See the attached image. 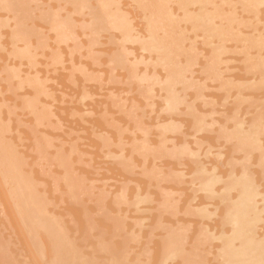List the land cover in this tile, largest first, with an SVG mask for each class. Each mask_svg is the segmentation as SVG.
<instances>
[{"label": "bare ground", "instance_id": "1", "mask_svg": "<svg viewBox=\"0 0 264 264\" xmlns=\"http://www.w3.org/2000/svg\"><path fill=\"white\" fill-rule=\"evenodd\" d=\"M49 1L50 0H47V1H45V0H0V50L3 49V51L6 50V52L9 50L8 55H10V57L12 56V58L14 57V58H17L16 60H18V61L20 60L19 61L20 63L16 61V63H18V64H16L15 61L13 63L12 61L9 60L10 62L13 63L11 65V64L6 63L7 62L6 61L7 58H6V59H4L5 62L3 61L4 64H0V187L2 186L1 188L3 189L2 190L0 188L1 189V191H0V264H264V99L262 101L260 100V102H257V101H259V99L262 98L261 95H258L261 97V98H259L256 93L253 94V96H255V97L257 96L258 98L254 99L255 102H254V100L251 101V99L244 96L247 93V91L245 93V90H244L246 87L241 85V83L239 81L238 87L242 86L243 87V88H241L242 92L244 90V93H245L244 95L242 93V96H244V98L246 97L248 99V101L251 102V105L248 107L251 108L252 105H253L252 109L254 107L253 110L251 109L252 111H249L246 105H245V107L247 109L238 106L239 108L244 109V111H243V113L241 111V113L236 115V113H238L239 111L236 112V110L235 111L232 110V111H234L233 117L231 118V120H229L231 124L229 123V121L227 123L225 121L224 122L223 121L217 122L218 119L220 120L219 117L216 121L213 120L214 119L213 118L212 121L210 120L211 122L208 123L207 121H204V119L200 115H197L195 113V112H197V109H194L195 105L198 107L201 106V108H203L205 105H203V107H202L201 103H199V105H197L198 103H195V105L193 107L191 104H188L189 108L186 111H185V108L181 107V108H183L182 113H183V111H185L187 114H190L194 117V120L192 119L193 120L192 126H193L194 130H192L191 133H188V132H186V130L184 128L183 131H185V132L180 131V132H183L181 134L182 136L179 135V133H178L179 136L178 135H166V134H164L166 130H175L176 128L179 129L180 127H182V128L185 127L183 124L185 122L182 123L183 117L182 116L178 117V118H181V121L179 122L180 119L178 120L177 118L173 119V117H170V112H173V113L174 112H181V110L178 111L179 110L178 109L179 103L182 102L183 99L184 100L187 99L186 97L189 96L190 94H193L192 93L193 89L191 90L189 86H191L190 84H192L193 81L198 79V78H195V76H197V77L199 76V75H195V76L193 75L194 76L193 78L195 80L188 76L189 74H190V76L192 75L191 73L193 72V70L191 69V66L195 63V59H196V55H197L196 54L197 52L195 51L196 45L194 46V44H198L197 41L201 40L202 37H203V40H212L213 39L212 37L221 36L224 33L225 29H227L226 27L228 24L231 25L233 21L238 22V18L241 17L240 18L241 21L239 19L240 22L238 25V26H240V23L241 22L243 23V17L239 14L240 17L238 16L237 18L235 17L236 20L234 19V16H236L235 15L236 13L234 14V9H236L235 4H238V6H239V4L242 3L241 5L242 6L244 5L242 10L245 12H243V11H241V12L239 11V12L240 13L243 12L244 14L247 15V12L249 13V10H251V8H252V10H253V8L255 10L256 7H258L260 5L263 6L264 0H238V2L236 1V3L233 0L234 1L233 3H235V4L231 3L232 0H230V1L229 0H128V1H130V4L132 5V6L131 5H129V6L133 7V9H138L136 11V14H133L132 16L130 13V10H132V9L126 10L122 7L123 5H125V3H128V1L126 2V0H125V3H123V4H121V0H55L56 1V4L54 3L55 5L53 3H50L51 1L50 2ZM227 1L230 2L232 5H234V7H232L233 8V13H232L233 16L232 17L229 16L230 18L228 17L230 19V21L227 20L228 18L226 17V15H228V14H226V11L229 8H227V6L225 5L226 11H224L225 9L222 10L223 3L226 4ZM48 3H50V5ZM230 3H228V5L231 8ZM51 4H52V6H51ZM44 5L45 6L49 5L48 6L49 9L48 8L46 9L44 7ZM245 5L249 10L245 7ZM66 7H68V8H66ZM239 9L241 10V7ZM58 10H59V12L61 10L64 11L65 16L64 15L61 16L60 15L61 13L57 12ZM260 10L262 11V9H260ZM251 11H250V14L253 13ZM223 12H224V14H223ZM231 12H232V9L228 10L229 14ZM263 12H262V14H263ZM255 13H257V12L255 11ZM73 14H75L76 16L78 15V17H75V15H73ZM255 16L253 17L254 19H255ZM263 16H264V14H263ZM134 18H135V20H138V19L139 20L137 22H135ZM261 18L262 17L260 16V19ZM34 19H36V21H39L38 19H40L41 21H39V24H42V22H43V25H39V26H43V28L41 27V29H40L39 26L34 23V21H35ZM245 19L247 20L246 17H245ZM248 19L249 20H247V21L250 22V20H251L250 17ZM133 20H134V22H133ZM223 20H224V22L226 20L228 22H231V20H232V22L231 23H228V22L222 23ZM263 20H264V18H263ZM256 21L254 20L252 24H254V22H256ZM258 21H259V19H258ZM44 22H45V24L47 23L49 27L46 25L44 27ZM257 23H259V22H257ZM188 24H189V27L188 26L187 27H188L189 31L186 28V25H188ZM236 24H234V26ZM243 24H241V25L244 26ZM247 24H248V22H247ZM77 25H79L78 27L84 32V33H82V31H80L83 35L88 33V36L84 35L85 37H89V35L91 36L92 44L97 43L99 45L101 43V41H99V40H100V37L102 36L101 34L103 31H104V33L106 31L108 33V31H109V33L106 36H105L106 33L103 34L105 37L109 36V41H111L110 35H112L113 37L116 36V34H111L112 31L113 32L116 31L119 34L120 37L118 36L117 39L121 38L120 39L121 42H119V44L121 46V50L115 51L119 48V46H116V47H118L116 49V47L114 45L115 49L111 47L112 50H114V51H112L114 53H111V48L110 49L108 48V50L111 53L110 54L106 50V47L103 46L102 48L108 52V55L106 54L107 53L106 51L102 50V51H104V52H102L101 49H99V50L96 49L98 51H96L94 49L96 51L95 52L92 49L93 47L91 48L90 44H88L89 38H87L88 41L86 40L87 43L84 42L85 44H88L89 48L94 51V52L90 51L89 48L87 49V50H89L91 55L95 54V56L93 55L94 57H92L88 52L89 57L93 58L91 61H93V60L95 61L97 59L96 56L99 57V54L101 55V52H102V55L105 53L104 55H106L108 58H107V60H105L106 58L104 57L105 59H103V60H105L107 63L105 61L104 62L106 64L103 63L102 62L103 60H100V61L102 64H105L106 67L109 66V68H106V70L111 69V68L112 69L130 68L129 70L125 69V71H128V72L130 70L132 72L134 71L133 72L134 75L130 74V76L133 78L135 76V71H136L135 68L137 69L139 66L138 67H137V65L134 66L135 62H134V64L131 63V60H130L131 58L128 57V59H129L128 60L126 57V56H129L128 54L131 53L132 51L134 52L133 46L135 44H133V43L138 44V47H137V45H135V49L139 48L140 51L143 50V52L149 51L148 53L150 55L153 54V53H151L152 51L156 52L154 54H157L158 58L155 59L154 56L151 55V56H153L154 59L152 58L153 60H151L152 61L151 64H149L150 62H148V64L151 65L152 67H156L157 63L155 61H158L157 59H159V61L161 62L162 68H163V70H162L159 67L160 70L161 71L165 70L164 71L165 73L163 72V74H162V76L165 74L164 75L165 78H164V81L162 82V84H163V88L165 89L166 93L164 94V92H163L164 95H162V94H159V95L162 97V101H163L161 104L162 110L167 111V112H164L165 115H166V113L169 112L167 115H169L168 117H170L173 120V122L172 123H166V124L162 125L163 131H162V134L159 135L161 137L159 144L156 145L158 143L157 140H156L157 143L155 141H154V143H152V141L155 139L150 141V140H146L144 138V136L142 134H144L145 132L142 133L143 128L141 127L142 126L141 122L138 121V118H134L135 117L134 114H133L134 116L132 115V117H130V120H131V118L132 119L134 118L133 119V120H135L134 121L135 122L134 127L139 130V133H137V130H134V127L132 125L133 123H131V126L133 127V129L128 128L129 125H128V122L126 121L127 125H128L127 130L128 131L131 130L129 132L132 135H134V133L136 131V133L138 134V137L140 138V140H139L140 143L136 142L138 144V147H136V148L140 149L139 151L146 152L142 155L141 154L138 155V156H141L142 158L144 157L143 158L144 161L147 160V159H145L146 158L145 156L147 154L149 156L150 155L149 153H152L154 157H156L158 155V158H159V156L161 157L162 155H164V154H162V152H164L166 155L171 157V158L168 157L169 159L167 158V161L170 159H173V158L176 161L175 163H173L174 166H172V168H170L171 167L170 166L169 167L170 169H168L167 165L166 166L164 164H163V166L160 165V163L163 162V161H161L163 159V157H161L162 159L158 160L159 162L161 161L159 164L154 163V162H152V164H151V161H152L151 160L150 164L152 166L150 164H148L151 166V168L149 166H146V167H149V169H145L146 167H144L141 170L139 169L140 170L139 172H141L145 169L142 173L145 176H147L148 182H146V183L148 184L149 187H150V185L153 184L154 188H157L160 191L161 199H159L160 195H159V198L157 197L158 196L157 193H156V197L154 199L150 198L151 194H153L155 192L148 193V191H146L147 189L145 191H142L143 193L139 192L140 187H139V184L137 182H136L137 184L135 186L136 189L134 188L135 190H133V192L131 191V193H133V197H131L130 199L126 198V193L124 190H123V192L120 191L119 195H116L115 192H117L119 187L117 189L115 188L116 190L114 189L115 192L112 190L115 194H113L112 191L110 192L111 189H109L108 187L103 188V186L106 184H103L102 186L98 185L99 187L101 186V188H99L97 186V188H99V189H97L95 186L96 184L94 185V181H96L95 178L91 179V177L87 176L88 174L84 170H82L79 167H75L73 153L69 149L70 146L66 147V145L63 144L65 146V148L69 149V151H70V152L64 153V151H66V150L63 149L64 146H61V142H60L61 138L59 141L57 140L59 142V143L57 142L58 144L52 143L51 142L52 137H49L50 134L48 135L49 131H47L48 133H44L43 131H41V136L43 135V133L45 134V136H43V138L41 139V137H39L40 135L38 136V134H40L39 133L40 130H38L37 127H36V129L38 131H36L35 129H31L34 133V136L31 134H29V135L32 136V138H34L33 143L31 140L32 144L30 143V145H29L28 144L29 142L25 143V144H27V148L30 147L29 150L31 149V151H34L33 153L36 154V155L33 154L34 156H31V154L29 156V154H28L29 150L27 148H25V152L23 151L24 154L21 151L20 147L23 148V146H26V145H23V142L25 140L22 141V145H16L15 144L18 140H16V142H15L14 138L15 137H16V139L19 138L18 134L16 133L17 130L15 131L16 135L13 132L14 129H16L15 126H17V125L16 124H15V126L13 125L14 128H12L13 126H11V122L14 120H13V118H10L9 115H11L12 112L15 113V109L18 107H14L12 105L11 107H13L14 109L11 108L9 103H11L15 99L13 98V96L11 97L8 94L6 95L7 96L6 97L4 93L6 91L10 93V91H11V93L14 94L15 98L17 97V95L19 97L22 96V99L24 100L23 103H22L23 100H21L19 97H17V99L19 101H21L20 103L24 104L23 106L26 109H23L24 107L20 105V108H19L20 111H24L26 114V113H28V112H26L28 109L29 112L31 113V114L30 113H28V114H30V115L33 114L34 117L33 116L32 117L35 119V121L41 123V124H38V127H39V125L43 126V124H45V123H42L43 118H44L43 122H45L47 117H46V119H45V117H43V115L41 114L43 112L41 110L43 108L46 109L48 107V106H46V104L47 105L49 104L48 103L49 100L47 101L44 99L45 100L44 101L43 98L45 96L43 98L41 96L47 95L46 96V98H47L49 95V92H47V91L50 89L52 92L55 87L52 89L51 88L47 89L49 87L47 84H46V87L48 86L47 88L45 87V85H44V87L43 86L41 87V85L46 83L47 81L46 82L44 81V83L42 82L43 79H41V77L44 78V76H42L44 74L41 71H38V70H40V68H38L36 70L38 72L35 71L36 68L34 65H36V62H37V60L35 59L37 53L35 51H33V49L37 50L40 47L45 49V47H47V46H45V42H47L49 39H47V41H45L46 37L44 38V36H43V34L46 35V32H47L46 30L44 31L45 28L48 27V29H50V30H48L49 32H51V30L54 31L57 40H59L58 43H56L57 42L56 39H55L56 41L54 40V42L51 41V46H53L52 43H56L58 45L59 42L64 43V41L66 42V40H68V39L73 40L77 35H79V34H76V31H75V27ZM250 25H251V23H250ZM250 25H248V27H250ZM255 25L251 26L252 29H251L250 33L252 32V30H254V32L257 31L256 29H254ZM263 27H264V25L263 26L261 25V27L259 26L258 28L261 29ZM190 28L192 29L191 32H192V34L194 33V35L197 33L198 30L201 32V33H197L196 37L194 35L193 36L191 35L192 37H194V40H197L195 38L200 37V38H198V40L196 42L194 40H192L194 42L193 43L190 42L191 45L189 44V41H191V39H193V38H189L190 35L189 36L187 35L188 37L185 35V33L188 34V32H190ZM230 28H232V27L230 26ZM230 28L228 30H230ZM247 29H249V28H247ZM247 29H246V31H248ZM42 30L45 33L42 34V32H43ZM86 30H87V32L85 33ZM186 30H187V32H186ZM233 31H235V30H233ZM238 31H236V32L239 33L241 36L242 32L240 31L241 32L240 33ZM261 31L263 33L264 29H262ZM261 31H259V32H261ZM81 33H80V35H81ZM229 33L230 32H228V34ZM248 33H249V31H248ZM250 33L247 34V38H249L248 35H250ZM262 33L258 34V32H256V35L254 37L255 41H256V37L257 36L259 37V35ZM189 34H191V33H189ZM201 34H202V37H201ZM228 34L223 36L224 37L223 40L227 39V41L225 40V43L227 42V44H228V38L226 36ZM243 34H244V32H243ZM47 35H49L48 32H47ZM262 35H264V34H262ZM2 36H6V39L4 41H1ZM34 36L37 39V43L36 42L32 43L35 39ZM242 36L246 37V35H242ZM253 36L251 38L252 41H253ZM31 37H34V39H32ZM51 37H54V34H53V36L51 34ZM81 37H83V36H81ZM258 37H257V41L254 43L253 46L256 45L257 48H261V46L264 45V44H262L264 41L263 40L264 38L261 39L259 37L262 40L261 41V40H258ZM4 38L5 37H3L2 40ZM48 38H50V37H48ZM54 38H52V39H54ZM184 38L187 42H185ZM216 38H215V40H216ZM36 39H35V41H36ZM102 40H103V38H102ZM183 40L185 42V45L183 43ZM203 40H201V42H199L200 46H202V45L204 46V42H206V41H203ZM217 40L212 41L213 43L212 42H209V43L212 44L211 46H213L214 43H215V46L217 44H219V46H220L221 42L218 43ZM220 40L223 42L222 36H221ZM245 40L247 41V39H243L242 44L243 43L245 44V42H244ZM74 41H76V40H74ZM107 41H108V38H107ZM259 41H260V43L262 42L260 44V47H259V44L257 45V43ZM18 42L21 43V46L18 45ZM77 42L81 44V42L79 40H77ZM77 42H76V44H74L73 42L72 43L75 46V45H77ZM112 42H113V40H112ZM127 42L132 43L131 48H130V46H127V48H124L126 46V45H124V43L128 45ZM63 43H62V45H64V47H66V45H67L69 47V50H71V48L73 47L72 43L69 44L70 41L68 43L69 45L68 44L65 45V43L64 44ZM102 43L100 45L108 44L111 42H108V43L104 42L103 44ZM229 43H231V42H229ZM7 44L8 45L10 44V46H12V48L8 49L10 47ZM35 44H38V45H35ZM115 44H117V42ZM227 44H224V45H227ZM6 45L8 46V48L6 47V49H5ZM47 45H48V42H47ZM129 45H131V44H129ZM224 45H221L220 48L222 49V46L224 47ZM251 45H249L251 48H248V49H253V52L255 53V50H254V48H252ZM51 46L50 47L48 46L50 53H52ZM54 46H55V44H54ZM88 46L85 45V47H88ZM193 46L195 48H193ZM237 46H239V45L237 44ZM81 47H82V44H81ZM207 47H208V45L206 46V48ZM243 47H244V45H243ZM256 47H255V49H256ZM55 48L58 51H60L59 53L61 54V57L59 55H57L58 51H56V52L54 51L53 53L54 54L56 53L55 56H57V57L53 58V61H57L56 58H59V57H60V59H62V54H63V53H61V50L59 49L60 46H57ZM123 48L125 49V51L123 50ZM209 48L210 47H208L207 49L209 50ZM213 48H216V47L213 46ZM227 48H229L228 45L225 46V49H227ZM72 49L75 50L76 47H73ZM244 49H246L244 51L248 52V54L243 52V56L245 54H247V56L245 57V60H246L247 58L250 57V55H249L248 49L247 48H244ZM40 50H42V49H40ZM80 50H81V48H80ZM200 50H201V48H200ZM202 50H203V48H202ZM208 50H205L206 52L202 53V54H205V57H207L209 60L212 57L211 56L209 58V56L211 55L210 52H212V51H210V50H212V47L209 50L210 52ZM215 50H217V51H215ZM234 50H235V48H234ZM259 50L257 49V51H259ZM262 50H264V49H262ZM99 51H101V52H99ZM207 51L210 53V55L207 54L208 53ZM230 51L231 52H228V53L226 51V53L227 54L232 53L233 49H230ZM49 52H47V53L50 54ZM133 52H132V56H133ZM214 52H218V48L214 49ZM53 53L50 54V57H48L49 56L48 54L43 55L42 53H41L42 54L41 56H43L44 58L45 57L52 58V56L54 55ZM221 53H224V51ZM259 53H260V51L257 52L256 54H258V56H261V53H260V55H259ZM2 54H3V52H2ZM202 54L200 53V54H198V56L199 55L202 56ZM80 55H81V53H80ZM86 55H87V53H86ZM180 55L181 56L183 55L182 58L180 57ZM217 55L221 56L222 54H219V52H218ZM132 56L130 55V57H132ZM144 56L146 57L147 55H144ZM251 56H252V54H251ZM155 57H156V55H155ZM2 58L0 57V59H2ZM47 58H45V59H47ZM147 58H148L147 60H145L146 58H144L145 62L150 60L149 58H151V57L147 56ZM239 58H241V57H239ZM250 58L252 59L253 56ZM203 59L202 60L205 61V58H203ZM213 59H215L217 62L215 63L211 59V60H209L208 66H206V64H203L204 62L200 63L201 61L199 58L200 62L199 61L198 62L205 66V67L201 66V68H203V70H204V68L208 67L206 69V72L208 74H214V73L218 72L219 68H218L217 63H219V65H220V62L224 63L223 67H225L226 66L225 64L226 63L228 64V62H229L228 58H227L228 62H226V60H224L225 58H223V60H222L221 58L219 59V56L217 57L216 55L213 57ZM21 60H23L24 63H26V60H27L28 63H26V66H27V68L29 67L28 69L26 68L24 63L23 64L21 63ZM135 60H136V57L134 60L132 58V61H135ZM233 60H235V59H232L230 61H233ZM42 61L44 62V60H42ZM100 61H98V59H97V62L96 61L95 62L97 63V65H99V64H101V63H99ZM128 61H129V63H128ZM240 61H238V62L240 63ZM244 61L242 59L241 62L244 63ZM258 61H255V63H257L256 65L253 62L254 65L257 66V68H262L261 71H264V61H262L261 63H258ZM38 62H37V64H39ZM145 62H143V66H144ZM246 62H248V60ZM44 63L47 65L46 62H44ZM130 63L133 65H130ZM152 63H154L155 65ZM207 63H208V61H207ZM249 63H251V65L253 66L252 62H249ZM14 64H15V67H14ZM49 64H52V62ZM19 65L20 66L23 65V67H25V69H23V71H21L22 69H20ZM40 65H42V64H39V66ZM83 65H86V64H83ZM88 65H90V64H88ZM91 65H92V63H91ZM32 66H34L33 68H34L35 73H33L34 71L31 72ZM131 66L132 67L134 66V68H131ZM147 66L148 65H146L144 67L147 68ZM151 66H150V69H152ZM23 67L21 66V68H23ZM89 67L85 68V66H83V68L85 70H83V68L81 69L82 71H84L81 78H83L85 76L84 74H86L87 77L91 76L92 72L95 71V70H93V71L89 70ZM221 68H222V65H221ZM234 68L237 69L236 67H234ZM253 68H254V66L251 67L250 69L253 70ZM76 69H78V68H76ZM226 69L225 68H222V70L219 69V72H221V74H222L223 70L225 72ZM229 69H233V67L232 68L230 67ZM239 69L240 70H238V72L240 71V74H241V72H243L245 70V68H243L244 70H242V68H240V67H239ZM103 70H105V69H103ZM111 70H109L108 72L114 73V71H111ZM117 70H116V72H117ZM119 70H121V69H119ZM139 70L140 69H138V73L139 72L140 73L139 74L137 73L138 77L140 75H142V77L140 76V80L148 79L149 76L148 75L145 76L144 74L149 70L145 71L146 69H143V68L141 69L142 72H141V70L140 71ZM156 70H158V69H156ZM194 70H195V68H194ZM254 70H258V69L255 68ZM42 71H43V69H42ZM82 71H80V73H82ZM86 71H88V72H86ZM89 71H90V74H89ZM144 71H145V73H144ZM247 71L249 72V70H247ZM20 72H21V74H20ZM39 72H41L42 75L38 76ZM45 72H46V69H45ZM97 72H100V70ZM252 72L254 74V71H252ZM255 72H256V75L254 74L255 76H257V75L261 76L262 75V74L258 73L259 71L258 72L255 71ZM3 73H5V74H3ZM58 73H59V71H58ZM113 73H111V74L113 75ZM195 73L198 74V72H195ZM226 73L227 72H225V74ZM244 73H247V72L244 71L243 74ZM124 74L126 76V72ZM124 74L123 75L121 74V75L124 76ZM235 74H236V71H235V73H233V75H235ZM240 74L237 73L236 76H238ZM101 75H99V76H101ZM149 75H150V72H149ZM214 75H216V74H214ZM246 75L248 77V74H246ZM254 75H249V79L252 78V77L250 78V76H254ZM70 76H71V74H70ZM116 76L119 77V74H116ZM116 76H114V77H116ZM130 76H129V78H131ZM202 76L201 77L199 76V79H198L201 81V84H202V82L205 81V80L202 81V79H201ZM228 76H229V74H228ZM260 76L254 78V79L255 80L259 79ZM38 77H40L41 81L39 80ZM138 77H137V75L134 77L137 80V82L139 79ZM13 78L17 80L16 84H13L14 82H16V80L14 81ZM92 78H94V77H92ZM92 78H89V79H92ZM105 78H106V76H105ZM221 78H223L222 80H225L224 82L227 81V83H230L231 79H232V78L230 79L228 77L225 78L224 76ZM44 79L51 80L50 77L47 78V76ZM84 79H85V77H84ZM97 79H98V77H97ZM149 79H151V78L149 77ZM189 79H190V81H189ZM192 79H193V81H192ZM215 79H218V78H215ZM227 79H229V80H227ZM261 79H263L262 76H261ZM12 80H13V82H12ZM113 80H115V79H113ZM119 80H120V78H119ZM148 80H147V83H148ZM151 80H153V79H151ZM260 80H257L254 83L256 86L258 85L257 89H262L261 88L262 83L264 86V79L261 80V81H263L261 84L258 82ZM96 81H98V80H96ZM130 81H131V79H130ZM197 81H196V83H197ZM218 81L221 82L220 78ZM218 81H217V85L215 84V89L217 88L216 86H218V83L220 84V82H218ZM233 81H235V80H233ZM233 81L230 84H232ZM1 82H3L5 85L7 84L6 87L7 86L8 87L3 88L4 84L2 83L3 85H1ZM40 82H42V83H40ZM121 82H123V80ZM131 82H133V80ZM141 82L142 81H140V83H137L139 87L142 84H144ZM153 82H158L156 84L159 85L160 84L159 82H161V81L157 79V81L153 80ZM209 82L211 83L212 81L209 80ZM214 82L216 83L215 80L212 83H214ZM149 83L151 84V82H149ZM177 83L181 84V86L183 88L182 90H184V88H187V87H188L187 90L188 89L191 90V92H190V90H188L190 93H189V95H186L185 98L180 96L181 94H183L182 92H181V94L180 93L178 94V92L174 89V85ZM210 83H209L210 88H213L214 86L211 87ZM256 83H259V84H256ZM139 84H141V85H139ZM222 84H223V81L221 82V85ZM230 84H226V89L224 88L226 91L224 90V93L222 94L223 97H224V95H226V97L222 98V99L226 98V100H223L224 104H225L224 101L228 102L227 99L231 100V102L233 100L232 99L233 96L232 97L230 96L231 98L227 97L230 94V92L229 93L227 92V89L228 88L232 89V86H233L232 85L230 87L229 86ZM235 84H236V81H235ZM83 85H86V84H83ZM158 85H155V87H157ZM227 85H228V88H227ZM237 85H238V82H237ZM237 85H236V87H237ZM28 86H30V89L32 91L31 92L32 96L30 95L31 93H30ZM82 86H80V87H82ZM147 86H148V84L145 85V88ZM206 86L209 88L208 85H206ZM256 86L253 88L256 89ZM23 87L25 88L26 91L23 89ZM85 87H87V86H85ZM159 87H160V85L157 87L159 89V91H163ZM236 87H234L233 88L234 91H232V92H235L236 94L232 93V92L231 93H232V95L235 94L234 96L237 97L238 96L237 95L238 88L235 89ZM258 87H260V88H258ZM21 88H22V91L24 90L25 92L23 91L22 94H17V92H18L17 90H19ZM44 88H46L47 90ZM147 88H150V87L148 86ZM195 88L198 90L197 86ZM219 88L221 89L222 87H218L216 90L220 91ZM12 89L13 90L17 89L16 90L17 92L15 93L14 91H12ZM179 89H181V88L179 87L178 90ZM231 89H230V91H231ZM241 89H240V91H241ZM247 90H249V88ZM35 91L40 95V98H42L41 102L38 101V99H39V98H37L38 94H33V93H35ZM51 92H50L49 96H51ZM135 92H136V90H135ZM210 92L209 93H208V91L205 92L208 99L211 97V96H209ZM225 92L227 94H225ZM239 92H238V94H239ZM262 92L264 94V91H262ZM262 92H258V94L259 93L262 94ZM40 93H42V95ZM61 93H63V92H61ZM65 93H64V95H66ZM80 93H82V92H80ZM112 93L114 94V92H112ZM144 93H147V95H149L150 97H153V95L151 96L149 94V91L144 92ZM153 93H154V90H153ZM201 93L203 94V92H200V90L198 91V93H195V95H197V98H199L198 99L199 101L196 100L197 98H195L194 101L196 100L197 102H202L203 99L201 100V98H202ZM15 94H17V95H15ZM213 94L214 95H212L211 98L212 99L216 98L217 101L219 102L220 98H218L217 96L213 97L216 95L214 92H213ZM39 95H38V97H39ZM248 95L250 96L252 94L250 93ZM28 96H31V97H28ZM61 96H63V95H61ZM86 96H88V95H86ZM10 97L12 98V100ZM72 97H73V95H72ZM110 97H112V96H110ZM143 97H144V95H143ZM150 97H148V99L152 100V98H150ZM192 97L189 96V98H192ZM204 97L205 96L203 95V98ZM7 98L10 100H7ZM49 98L50 97H48V99ZM240 98H237V99H239V101H241L242 99L240 100ZM246 98H245V100H246ZM53 99H54V97H53ZM133 99L134 98H132V101H133ZM6 100L8 102L9 101L10 102L6 103ZM18 100L16 102H18ZM82 100H83V98L81 99V101ZM150 100H148L149 104H151L153 102V100H152L150 103ZM235 100H236V98H235ZM78 101H80V99ZM124 101H125V99H124ZM189 101H190V99H189ZM215 101L216 100H214V102ZM242 101L245 102L244 100H242ZM37 102L38 103L40 102V104H41V106H43V108L41 107V109H39L40 105L37 104V107H38V109H37V107H36ZM50 102H51V100H50ZM129 102H130V100H129ZM135 102L136 101L134 99L133 104H135ZM203 102H204L203 104H205V100H203ZM214 102H213V105L215 103H217V102H215V103ZM233 102H235V101H233ZM233 102L231 105L234 106V104L238 101H236L235 103H233ZM12 103L14 104V102H12ZM154 103L156 104V102H153L152 104H154ZM209 103H207V104H209ZM246 103H248V102H246ZM6 104L9 105V106L8 105L6 106L7 109L4 108V105H6ZM207 104H206V106H208ZM221 104L222 103H220L218 105H221ZM238 104L236 103V105H238ZM50 105H51V103H50ZM95 105H96V103H95ZM15 106H16V103H15ZM123 106L121 107V104H120L121 109L123 108ZM132 106H134V105H132ZM215 106H217V105H215ZM49 107H48V109H49ZM127 107H129L128 104H127ZM127 107H125V109ZM223 107H224V105H223ZM234 107H237V106H234ZM3 108H4V110H3ZM103 108H104V106H103ZM129 108H128V110H130L133 107H131L130 109ZM201 108L199 110H205L204 108L203 109H201ZM210 108L211 107H209V106L206 107L207 112L204 111L206 113V116H208L210 114L208 112V110H210ZM225 108L227 109L228 107H225ZM11 109H12V111H11ZM34 109L35 110L37 109L38 112H36ZM45 109H43V110H45ZM230 109H231V107H230ZM230 109L228 108V110H230ZM58 110H60V109H58ZM64 110H65V108H64ZM157 110H159V109H157ZM211 110H212V108H211ZM211 110H210V112H212L213 115H215L214 109L212 111ZM39 111H41V113ZM49 111H51V110H49ZM84 111H87V113H89V111L91 112L92 110H90V108H89V110L86 109ZM96 111H97V109H96ZM122 111H124V110H122ZM222 111L220 110V114H223L221 116L225 117L226 115H224V112L226 113V111H224V108L222 109ZM130 112H132V111L130 110L128 115H130ZM185 112H184V115H185ZM59 113H61V111ZM133 113H134V111H133ZM173 113H171V114H173ZM182 113H180V114L183 115ZM198 113H202V112L198 111ZM207 113H209V114H207ZM227 113L229 114V111ZM230 113H232V112L230 111ZM234 113H235V116H234ZM22 114H20V115H22ZM25 114H23L22 116H24ZM28 114H26L25 116H27ZM50 114H53L54 116L56 115V114H54V111H53V113H50ZM202 114H204V113H202ZM248 114L249 115L251 114V116L249 117ZM14 115L16 116L17 113L13 114V116ZM122 115H123V113H122ZM124 115H127V111H126V114H124ZM176 115H178V113H176ZM229 115L226 116V118H228ZM244 115L245 116L248 115V116L245 117ZM71 116H73V113ZM212 116L211 117L209 116L207 118H212ZM230 116H232V115H230ZM17 117H18V119H17ZM55 117L59 118L58 115ZM187 117H189V116L186 115L185 121H186ZM203 117H204V115H203ZM29 118H31V117H29ZM163 118H165V116H163ZM11 119H12V121H11ZM16 119L18 122L19 121L21 122L22 118L19 119V116H16ZM148 119H146V121H149ZM205 119H206V117H205ZM228 119H230V117ZM60 120L61 119H57L58 122H61ZM176 120L182 124L178 125L179 123L177 124ZM188 120H187V122H188ZM24 121L25 120H23L22 124L26 123V121L25 122ZM105 121H107V119ZM158 121H161V120L159 119ZM116 122L118 123V121H116ZM119 122H121V121H119ZM216 122H217L218 126L215 128V126L217 125ZM214 123H215V126L213 128ZM155 124H156V122H155ZM190 124H189V126H190ZM33 125L35 126L36 123H34ZM147 125L149 127L151 126L149 124H147ZM119 126H121V124H119ZM157 126L158 125H156V128H157ZM28 128H30V127H28ZM41 128L43 129L44 126ZM57 128H58V126H57ZM145 128L147 129L148 127H145ZM54 129H55V127H54ZM91 129H92V127H91ZM188 129L191 130V126H190V128L188 127ZM47 130H49V129H47ZM68 130H69V128H68ZM18 131L21 132L20 127H19ZM155 131H156V134L161 133V131L160 132L158 130H155ZM199 131H203V132L204 131L205 132L213 131L215 133L214 137L216 138L217 143L219 142L218 140H220V138H222V140H225V142H228L229 146L226 148L228 153L225 155L224 152H227V151L225 150L224 152H222L221 151L222 149L220 150V146H221V148H222V146L223 147L225 146L223 144V142L220 143L219 145L216 143L217 146L219 147V150H214V151L210 150V148L212 146V145H210L211 142H209V144L207 143L208 145L206 148L201 149L200 146H202V145H200V144L205 141L204 139L206 137L204 136L203 132H202L203 134L202 133L201 134L204 137L198 136L196 133ZM37 132H38V134H37ZM51 132L53 133V131H51ZM74 132H78V129H77V131L75 130ZM102 132L99 131V133H95V134L97 136L102 135ZM105 132L106 131H104L105 136L102 135L104 137V138L102 137L103 145L109 141V137H110V135H109L110 131H107L109 134L105 133ZM123 132H124V130H123ZM113 133H115V132H112L111 135H113ZM176 133H177V130H176ZM26 134H28V133H25V135ZM139 134L142 135L143 138L140 137ZM158 134H157V136L154 135L155 137H157V139H158ZM186 134L189 135L188 137L192 136L191 138L193 140L192 141L190 139L185 140ZM198 134H200V133H198ZM46 135H48V136H46ZM62 135H64V134H62ZM132 135H131L132 139L130 137H127V138H130L132 141H134V140L138 141L137 136H135L136 134L134 135L135 138H133ZM146 135H149V134L146 133ZM50 136H54V135L51 134ZM115 136H117V135H115ZM154 136L151 138H154ZM210 136H213V135L207 136V140H206L207 142H208V139ZM24 137L22 135V137H20V138H22V140H23V139H25ZM55 137H57V136L55 135ZM55 137H53V138H55ZM65 137L67 138V136H65ZM75 137H77V136H75ZM98 137L100 138V139H98V141H101V137L100 136H98ZM148 137H147V139H148ZM29 139H31V138H29ZM56 139H58V138H56ZM111 139H113V137L110 138V140ZM211 139H212V137H211ZM26 140L28 141L27 138H26ZM121 140H120V142H121ZM188 140H190L191 142ZM80 141H82V140H80ZM128 141H129V139H128ZM128 141L124 142V139H123V142H121L122 146H123V143H125V144L127 143L126 145L129 147L130 143L128 144ZM147 141H150L149 143L151 145L155 144V146L152 145V146H154V149L156 146H157L156 148H159V149L153 150V147H150V144ZM18 142L20 143V140ZM113 142H115L114 139H113L112 143ZM129 142H131V141H129ZM167 142H171V144H167ZM192 143H193V145H192ZM205 143H204V145H205ZM139 144H141V145L139 146ZM99 146L100 145H98V147ZM101 146H102V144H101ZM108 146L110 147V145H108ZM18 147L20 148V150L18 149ZM49 147L51 149H49ZM52 148H54V149H52ZM70 148H71V150L75 149L73 147H70ZM215 148L217 149V147H215ZM126 149H128V151H130L129 148H126ZM75 150H74V153H75ZM123 150H124V148H123ZM137 150L135 149V152H137ZM128 151H126V152L128 153ZM77 152H78V150H77ZM116 152H117V150H116ZM131 152H132V150H131ZM69 153H70L71 157L69 156ZM107 153L110 154V152H107ZM107 153H105V154H107ZM113 153H115V151ZM160 153H161V155H159ZM209 153L214 155L213 158L211 157V159H210ZM234 153H236V156L233 155ZM78 154H80V153H78ZM117 154H118V152L116 154H113V155L115 156ZM131 154L132 153H130L128 155L129 158L132 157ZM84 155H86V154H84ZM114 156H113V158H114ZM117 156L119 157L120 155H117ZM117 156H116V158H117ZM128 156H127V158H128ZM29 157H32V159ZM110 157H112V156H110ZM27 158H29L31 160H28ZM135 159L136 158H134V160ZM150 159H153V158L151 157ZM42 160H44L47 164H45V162L42 163ZM76 160H77V157H75V162L79 161V159H78V161H76ZM131 160L132 159L128 160V162H131ZM154 160L157 162V158L153 159V161ZM81 161H82V159H81ZM121 161H122V159H121ZM132 162H135V161L132 160ZM132 162H131V164L129 163L130 166L133 165ZM73 163H74V165H73ZM82 163H84V161ZM112 163H116V162L114 161ZM163 163H165V162H163ZM77 164H79V163H77ZM43 165L44 166L48 165V167L44 168ZM51 165L56 166V167L58 166V167H60L61 170L60 169L58 170L55 167H54L55 169H53V168H51L52 167ZM125 165H127V164L125 163ZM129 165H128L127 169L131 168L130 171L133 169V167L135 168L134 165H133V167H130ZM141 166L143 167L145 165L140 164V166H137V169H138V167L141 168ZM164 166L167 168H166V170L164 169V171H163L162 168ZM33 167H35L34 169H36V170H34ZM38 168L41 169L40 173L42 175L43 174L46 176L51 175L52 176V178H51L52 182H48V180H46V178H48V177L44 176L45 178H42L43 176L41 177V175L39 174ZM89 169H91V168H89ZM96 169H98V168H96ZM101 169H105L104 171L107 170L106 168H101ZM94 171H95V167H94ZM127 171L129 172V170H127ZM95 172H97V171H95ZM134 172H136V171H134ZM93 174H95V173L93 172ZM49 178H50V176H49ZM135 179H137V178H135ZM145 179H146V177H145ZM151 179H153L155 181V183L152 182ZM51 180H49V181H51ZM131 180L133 181V179H131ZM97 181H98V179H97ZM162 181H165L166 183H167V181H169V182L172 181V183L175 182L176 185H180L181 183L188 184L187 188L189 190H191L190 191L191 194L190 193L189 194L184 193L185 195H188V196L182 198L181 197V194L183 193L182 189H178L176 186H174V184L172 185L171 183L170 184L172 186L168 185L169 187H167V186H165L166 184L164 186H162L161 185ZM100 182H101V180H100ZM104 182H105V180H104ZM94 188H96L97 190H100L99 191L100 193H101L102 188L105 189L107 194L109 192L112 193V194H110V193L109 194H110V196L112 195L114 197V200H116L118 197V199L123 200L127 204H133L135 206L134 209H136L139 212H143L146 210L150 211L151 208L148 209V208L144 207V208H146V209H144L143 207L141 208L140 206H138V204H140L143 201L146 202L147 200H150L151 202L155 200L156 205L154 206L153 210H155L156 212L154 211L155 213L152 216L153 222L146 224L143 222V220H145V219L148 220V217H140L137 220L133 219L134 220L133 223H127L125 219L129 218V217L126 216L125 212L122 211V209H120V208L112 209L111 208L110 202H111V204L113 202L110 200L108 201V199H112L110 196H109L110 198L105 200L104 195H103V197H99L102 194H100L98 196L95 195L97 198L96 200L99 199L101 202L102 201L101 199L103 198V201H102V203H100V202L97 203L99 201L98 200L96 202V204L93 203L96 201V200L94 201L92 199V198H94V193H93L94 191H92V189H94ZM96 189H95V194H97V192H98V191L96 192ZM120 190H122V187H120ZM99 192H98V194H99ZM104 192H103V194H104ZM117 194H118V192H117ZM105 198H106V196H105ZM156 198H158V199L156 200ZM91 201H93L92 202L93 206H94V204H95V206L97 205L98 209L94 206L97 210H95L92 205L88 204ZM72 205H74V206H72ZM115 207H118V202H117V206H115ZM132 211H133V209H132ZM149 211H147V212H149ZM178 213H182L181 215L183 217L177 216ZM165 214H166V216H165ZM94 215L95 216L99 215L100 217H102V219H100V218L96 219L94 217ZM169 216L174 217V218H170ZM189 216H193L194 218L193 219L187 218ZM192 223H194V224H192ZM134 226L137 227V229H138L137 231L134 229ZM142 226H145V228L147 227L148 231H147L146 235L143 236L145 239L142 237L145 242L142 243L140 241L142 243V244L140 243L142 246L138 250L137 246L132 247L128 243H130L129 241H131V240H134L137 243L138 239H136V237L139 236L140 228ZM157 228L161 231L154 233L153 231H155V229H157ZM189 230H190V233L188 232ZM153 236H156V238H158V239L153 241L152 240ZM151 241H152V243H151L152 245L150 246L149 242H151ZM141 256H144V257L142 258Z\"/></svg>", "mask_w": 264, "mask_h": 264}, {"label": "rangeland", "instance_id": "2", "mask_svg": "<svg viewBox=\"0 0 264 264\" xmlns=\"http://www.w3.org/2000/svg\"><path fill=\"white\" fill-rule=\"evenodd\" d=\"M45 1H47V0H45ZM51 1V2H50ZM49 2L50 3H55L56 4V1L55 0H50ZM124 1V2H123ZM121 0V4H123V3H125V0ZM128 0H126V2H127ZM230 1V0H229ZM235 1V3H236V1L238 2V0H234ZM233 0L231 1V3H233L234 2ZM226 2V1H225ZM242 2V1H241ZM50 3H48L49 5H50ZM228 3H230V2H228L227 1V3L226 4H224L223 3V8H222V10H224V11H226V6H227V8H229L228 10H230V9H232V12L229 14L228 13V10L226 11V14H228V15H226V17L228 18L229 16L230 17H232L233 16V8L232 7H234V5H232L231 3H230V5H231V8H230V6L228 5ZM235 3H233V4H235ZM240 3V2H239ZM54 4V5H55ZM242 3H240L239 4V6H238V4H235V8L236 9H234V14L236 15V16H234V19H235V17L237 18L238 16H239V14L243 17V23L241 22L240 23V26H238L239 25V22L241 21V17L240 18H238V22H235V21H233L232 22V20H231V22H232V24L231 25H227V29H225V31H224V35H226V34H228V32H230L228 35L230 36H226L227 38H228V44H227V42L225 43V40L227 41V39H225V40H223L224 39V35L222 34L221 36H222V40H223V42L220 40V38H221V36H215V37H212L211 39L212 40H203V37H202V34H201V40H203V41H206V42H204V46L202 45V46H200V43L199 42H201V40H198V38H200V37H198V38H195V39H197V40H194V37H192L193 35H194V33L192 34V29L190 28V32H188V34L187 33H185V35L187 36H189L190 35V37L189 38H193V39H191V41H189V44L191 45V43H193L194 41L196 42L197 41V43L198 44H194V46L196 47V49H195V51L197 52L196 54V59H195V63L191 66V69L193 70V72L191 73L192 75L190 76V74L188 75L190 78H193L195 75H199L200 77L202 76V81H204V82H202V84H201V81L200 80H198L199 79V76L197 77V76H195V78H198L197 80L199 81H197V80H195L194 78V80L195 81H193V79H192V81H193V83L192 84H190L191 86H189L190 87V89L192 90L193 89V94H190L189 95V93L191 92V90L190 89H188V90H190V92L187 90V88H184V90H182L183 88H182V86H181V84H179V83H177V84H175L174 85V89L178 92V94L180 93L181 94V92L183 93V94H181L180 96H182V97H186V95H189L190 97H192L193 95V97L192 98H189V96H187L186 98L187 99H183L182 100V102H180L179 103V106H178V111H180L181 110V112H170V117H173V119H180L179 120V122L181 121V118H178V117H183V120H182V123L183 122H185V123H183L184 124V126L185 127H180L179 129H175V130H166L165 131V133L164 134H166V135H178V133H179V135H181L183 132H185V131H183L184 130V128H185V130H186V132H188V133H191L192 132V130H194V128H193V126H192V121L194 120V117L192 116V115H190V114H187L185 111L189 108V105L188 104H191L193 107H194V105H195V103H198L197 105H199V103H201V105H202V107H203V105H205L203 108L205 109V110H199L200 108H201V106H196L195 105V107H194V109H197V112H195L197 115H200L203 119H204V121H207L208 123L209 122H211L212 121V119L213 120H217L218 119V117L220 118V120L218 119L217 120V122L219 121V122H221V121H225L226 123L229 121V120H231V118L233 117V112L236 110V112H238V113H236V115H238L239 113H241V111H242V113H243V111H244V109H242V108H245V109H247L248 108V110L249 111H252L253 109H254V107H253V109H252V106H251V108L250 107H248V106H250L251 105V102H249L248 101V99L247 98H249V99H251V101H253L254 99H257L258 97L259 98H261V99H259V101H257V102H260V100L262 101L263 99H264V94H263V92L262 91H264V86H263V81H261V80H263L264 79V71H261V69L262 68H257V66H255L257 63H255V61H258V63H261L262 61H264V50H262V49H264V45H262L261 46V48H257L256 47V45L255 46H253L254 45V43L257 41V37H256V41H255V35H256V32H258V34L259 33H262V29H264V27L263 28H261V29H259L258 27L260 26L261 27V25L263 26L264 24V20H263V18H264V16H263V14H264V5L262 6V5H260V6H258V7H256V9L254 10V8H253V10H252V8H251V10H249L247 7H246V5H245V7L249 10V13L247 12V15L246 14H244L243 12H245V11H243L242 10V8H243V6L241 5ZM244 4V3H243ZM49 5H44V7L47 9L48 8V6ZM128 5V6H127ZM129 5H131L130 4V1H128V3H125V5H121L124 9H126V10H130V9H132V10H130V13H131V16L133 15V14H136V11L138 10V9H133V7H131V6H129ZM226 5V6H225ZM51 6H52V4H51ZM68 6V5H67ZM229 6V7H228ZM70 7V6H69ZM127 7V8H126ZM131 7V8H130ZM241 7V10L239 9V8ZM262 7V8H261ZM66 8H68V7H66ZM238 8V9H237ZM49 9V8H48ZM55 9V8H54ZM53 9V10H54ZM57 9V8H56ZM245 9V8H244ZM246 9V10H247ZM260 9H262V11L260 10ZM60 10V9H59ZM59 10L57 11V12H59ZM258 10V11H257ZM37 11V10H36ZM56 11V10H55ZM236 11V12H235ZM241 11H243L242 13H240ZM250 11L251 12H253V13H251L250 14ZM255 11L258 13H255ZM38 12V11H37ZM262 12H263V14H262ZM59 13H61L60 15L62 16V15H64L65 16V12L64 11H60ZM223 14H224V12H223ZM244 16H243V15ZM262 14V15H261ZM73 15H75V14H73ZM253 15V16H252ZM256 15V16H255ZM255 16V19L253 18ZM260 16L262 17L261 19H260ZM75 17H78V15L76 16L75 15ZM229 17V18H230ZM245 17L247 18V20H249L248 18L250 17V22L249 21H247L246 19H245ZM257 17V18H256ZM227 19V20H229L230 21V19ZM253 18V19H252ZM37 19V18H36ZM36 19H34L35 21H34V23L36 24V25H43V22H42V24H39V21H41L40 19H38L39 21H36ZM239 19H240V21H239ZM258 19H259V21H258ZM134 20H135V18H134ZM134 20H133V22H134ZM139 20V19H138ZM138 20H135V22H137ZM225 21V22H228V21ZM236 20V19H235ZM246 20V21H245ZM256 21V22H254V24H252L253 23V21ZM262 21V22H261ZM38 22V23H37ZM224 22V20L222 21V23H225ZM231 22H228V23H231ZM247 22H248V24H247ZM257 22H259V23H257ZM41 23V22H40ZM79 23V22H78ZM77 23V24H78ZM237 23V24H236ZM250 23H251V25H250ZM234 24H236L235 26H234ZM241 24H243L244 26H242ZM246 24V25H245ZM256 24V25H255ZM261 24V25H260ZM45 25L46 26H48V24L46 23L45 24V22H44V27H45ZM226 25V24H225ZM248 25H250V27H248ZM252 25H255V27H254V29H256L257 31L256 32H254V30H252V32L250 33V31H251V29H252ZM79 25H77L76 27H75V31H76V34H79V35H77L73 40L72 39H68V40H66V42L64 41V43H65V45L66 44H68L69 43V41H70V43L69 44H71L72 42L74 43V44H76V42H77V40H79L80 42H81V44H82V47H81V44L80 43H78L77 42V45H73V43H72V45H73V47H76V49L74 50V49H72L71 48V50H69V47L66 45V47H64V45H62V43L63 42H59V44L57 45L56 43H58V41L59 40H57V38H56V35H55V33H54V31H52L51 30V32H49L48 30H50V29H48V27L47 28H45L44 29V31L46 30L47 32H48V34L49 35H47V32H46V35L48 36V37H50V38H48L46 35H44L43 33H45L43 30V32H42V34H43V36H44V38L46 37V39H45V41H47V39H49L47 42H48V45H47V42H45V46H51V41L52 42H54V40L56 39L57 40V42L56 43H52V45L53 46H51V48H52V53L55 51H58L55 47H57V46H60V50H61V53H63L62 54V59H60V57H61V54L59 53L60 51H58L57 53V55H59L58 57L59 58H56V60L57 61H53V58H55V57H57V56H55V54L52 56V58H47V57H45V58H47V59H45L43 56H41L42 54L43 55H47L48 53L47 52H49V47L47 48V47H45V49H43V48H39V49H37V50H34L33 48V51H35L37 54H36V57H35V59L37 60V62L39 63V64H42V65H40L39 66V64H37V62H36V65H34L35 66V71L38 69V68H40V70H38V71H41L44 75H42V73L41 72H39L38 73V76L39 75H42V76H44V78H46V76H47V78L48 77H50V79L51 80H46V79H44V78H42L41 76V79H43V83H44V81L46 82V83H44V84H42L41 85V87L43 86L44 87V85H45V87H46V84L49 86H47L46 88L47 89H49V88H54L53 89V91L51 92V90L49 91H47V92H49V95H50V92H51V96H49L48 95V97H50L49 99H48V97L46 98V96L47 95H42V93H40L42 96V98H43V100L45 99V100H49L48 101V105L46 104V106H50L49 107V109H48V107L45 109V108H43V106H41V104H40V102H41V99L42 98H40V95L35 91V93H33V94H38L39 95V97H38V95H37V98H39L38 99V101H40L39 103L37 102L36 103V107H37V104H39L40 105V107H39V109H41V107L43 108V109H45V110H41L43 113H41V111H39L42 115H43V117H45V119H46V117H47V119L45 120V122H43L44 121V118H43V121H42V123H45V124H43V126H44V128L46 127L47 129H49V130H47L46 128L44 129H42L41 127H43V126H40L39 125V127H38V124H41V123H39V122H36L35 121V119L33 118L34 117V115L32 114V115H30L31 113L29 112V110L27 109V111L26 112H28V113H30V114H28V113H26V114H28L27 116H25L26 114H25V112L24 111H20V105L21 106H23L24 104H22L23 102H24V100L22 99V96L21 97H19L17 94H22L23 93V91L25 90V88L23 87V91H22V88L21 89H19V90H17V89H15V90H13L12 89V91H14L15 93L17 92V94H15V95H17V97H19L21 100H23L22 101V103H20L21 101H19L18 99H17V97L15 98V96H14V94L13 93H11V91H10V93L9 92H5L4 94H5V96L8 94L9 96H13V98L15 99V100H13L12 102H14V104L11 102V103H9L7 100H10V99H8L7 98V100H6V103L8 102L9 104H10V107L13 105L14 107H18V108H16L15 109V113H17V115L16 116H19V119H23V120H25L26 121V123H24V124H22L23 123V120L21 119V122L19 123L18 121H17V119H18V117H17V119H16V116L14 115L13 116V114H15V113H11V115H9L10 116V118H13V120L14 121H12V119H11V121L13 122H11V126H15V124L18 126H15L16 127V129H14V134H15V131L17 130V134H18V136H19V138H17L16 139V137L14 138L15 139V142H16V140H20V143L17 141L15 144L16 145H22V141H24L23 142V145H26V146H23V148L22 147H20L21 148V151L23 152H25V148H27V144H25V143H28L29 145H30V143H31V140H32V143H33V139L34 138H32V136H30L29 134H31V135H33L34 136V133H33V131L31 130V129H35L36 131H38V130H40V134H38V132H37V134H38V136L39 137H41V139L43 138V136H45V134L44 133H48L47 131H49V133H48V135L50 134H53L54 136H50L49 135V137H52L51 139V142L52 143H56V144H58L59 142V140H60V138H61V146H64V145H66V147L67 146H70V147H73V148H75V149H72L71 150V148L69 147V149H70V151H72V153H73V157H74V163H75V167H79V168H81L82 170H84L88 175V177H91V179H94L95 178V180L96 181H94V185L96 186V188H97V186L98 185H103V184H106V185H104L103 186V188H109V189H111L110 190V192L113 190L114 191V189L116 188H118L119 187V189L117 190V192H118V194H117V192H115L116 193V195H119L120 193V191H122L123 192V190L125 191V193H126V198L127 199H130L131 197H133V193H131V191L133 192V190H135L136 188H135V186H136V184L138 183L139 184V187H140V190H139V192H141V193H143L142 191H145L146 189V191H148V193H152V192H155V193H153V194H151V197L150 198H152V199H154L155 197H156V193H157V197L159 198V195H160V191L157 189V188H154V186H153V184L152 185H150V187L148 186V184L146 183V182H148V180H147V176H145L142 172L145 170V169H149V167L151 168V164H152V162H154V163H157V164H159L161 161H163V162H165V163H163V162H161L160 163V165L161 166H163V164L166 166H168V169H170V168H172V166H174V164L173 163H175L176 161H175V159L173 160V159H170V160H168L167 161V158L169 157V158H171L170 156H168V155H166L164 152H162V154H164V155H162L161 157H163V159L159 156V158H158V155L156 156V157H154L153 156V154L152 153H149L150 155V157L148 156V154L145 156L146 158L145 159H147V160H145L144 161V157L142 158L141 156H138V155H142V154H144V153H146V152H142V151H139L140 149H138V148H136V147H138V144L136 143V142H139L140 143V138L138 137V134L137 133H139V130L138 129H136L135 127H134V124H135V120H133L134 118H138V121H140L141 122V127L143 128L142 129V133H144V134H142L143 136H144V138L146 139V140H150V141H152L153 139H155V140H153L152 141V143H154V141L156 142V140H157V144L156 145H158L159 144V142H160V139H161V137L159 136L160 134H162V131H163V127H162V125L163 124H166V123H172L173 122V120L170 118V117H168L169 115H167L168 113H166V115H165V113L164 112H167V111H165V110H162V108H161V104H162V97L159 95V94H162V95H164L166 92H165V89L163 88V84H162V82L164 81V78H165V74L162 76V74H163V72L165 71H161L160 70V68L163 70V68H162V65H161V62L159 61V59H157L158 61H153L157 66L156 67H152L151 65H149V64H151V60H153L154 58L156 59V58H158V56H157V54H154V53H156V52H151V53H153V54H151V55H153L154 56V58H153V56H151L148 52L149 51H146V52H143V50L142 51H140V49L139 48H137V49H135V45H137V47H138V44L137 43H133V44H135L134 46H133V50H134V52H133V56H132V52L131 53H129L128 55L129 56H126L127 57V59H128V57L129 58H131L130 60H131V63H133L134 64V62H135V65L134 66H136L137 65V69L135 68V70L137 71H135V76L137 75V77H138V74L140 73H138V69H146L145 71H147V70H149V71H147L146 73H145V71H144V75L145 76H149L151 79H153V80H155V81H157V79L158 80H160L161 82H159L160 84V89H162L163 91H159V89L157 88L159 85L158 84H156V83H158V82H153V80H151V79H149V77H148V79H143V80H140V76L142 77V75H140L138 78V82H137V80L133 77H131L130 76V74H133V72L130 70L129 72L128 71H125V69L126 68H115V69H107L106 70V68H109V66H105V64L107 63L105 60H107V56L106 55H102V52H104V51H108L109 53H110V51L108 50V48L110 49L111 47L112 48H114V45H115V47L116 46H119V48L118 47H116V49L117 50H115V51H118V50H121V46H120V44H119V42H121L120 41V39L121 38H119V39H117V37L119 36V34L115 31V32H113L112 31V33L111 34H116V36L115 37H113L112 35H110V40L111 41H109V36L108 37H105L108 33H109V31H108V33H107V31L104 33V31L102 32V38H103V40H102V38L100 37V40L99 41H101V43L104 41L105 43H108V42H111V43H108V44H104V45H98L97 43V45L96 44H92V41H91V36L89 35V37H85V36H88V33H86L87 32V30L85 31V33L87 34H82V33H84L79 27H78ZM189 27V24L188 25H186V28H187V30L189 31V29H188V27ZM229 26V27H228ZM230 26L232 27V28H230ZM247 26V27H246ZM41 27L43 28V26H39V28L41 29ZM78 27V28H77ZM225 27V26H224ZM237 27V28H236ZM243 29H242V28ZM5 28V27H4ZM77 28V29H76ZM230 28V30H228ZM247 28H249V29H247L248 31H249V33H250V35H248V37L250 38H247V34H249L248 33V31H246V29ZM7 29V28H6ZM5 29V30H6ZM240 29V30H239ZM4 30V29H3ZM187 30H186V32H187ZM233 30H235V31H233ZM239 30V31H238ZM261 31V32H259V31ZM80 31H82V33L80 32ZM199 31V30H198ZM197 31V33H201L200 31L198 32ZM236 31H238V32H240L241 33V36H240V34L239 33H237ZM243 32H244V34H243ZM254 32V33H253ZM80 33H81V35H80ZM189 33H191V34H189ZM196 33V32H195ZM196 33V34H197ZM51 34H52V36H53V34H54V37H51ZM103 34H105V36L103 35ZM196 34L194 35L195 37H196ZM262 34H264V32L262 33ZM262 34H260L259 35V37L262 35ZM192 35V36H191ZM242 35H246V37H243ZM253 36V41H252V36ZM81 36H83V37H81ZM187 36V37H188ZM233 36V37H232ZM3 37H5L3 40H2V38ZM35 37V36H34ZM34 37H31L32 39H34ZM85 37V38H84ZM120 37V36H119ZM217 37V38H216ZM243 37V38H242ZM258 37V40H261V39H263L264 38V35H262L260 38ZM52 38H54V39H52ZM80 38V39H79ZM84 40H83V39ZM87 38H89V41L87 40ZM107 38H108V41H107ZM116 38V39H115ZM186 38V37H185ZM185 38H184V40H185ZM215 38H216V40H217V42L218 43H220V46H219V44H217L216 46H215V43L213 44V46L214 47H216V48H213V46H211L212 44H210L209 42H212V41H216L215 40ZM6 39V36H2L1 37V41H4ZM35 39H36V37H35ZM35 39H34V41L32 42V43H34V42H36L37 43V39H36V41H35ZM52 39V40H51ZM115 39V40H114ZM188 39V38H187ZM242 39V40H241ZM243 39H247V41L245 40L244 42H245V44L243 43L242 44V41H243ZM55 40V41H56ZM74 40H76V41H74ZM88 41V44H90V47L94 50H96V49H101V51L102 50H104V51H99V52H101V55L99 54V57H97L96 56V58L98 59V61H100V60H103V59H105V60H103L102 62L103 63H105V64H102L101 63V61L99 62V63H101V64H99V65H97V59L94 61H91L93 58H91V57H89V55H88V52H89V50L90 51H93L92 49H90L89 48V46H88V44H85V43H87V41ZM112 40H113V42H112ZM117 40V41H116ZM184 40H183V43H184V45H185V42H187L186 40H185V42H184ZM190 40V39H189ZM192 40H194V41H192ZM220 40V41H219ZM232 40V41H231ZM264 40V39H263ZM72 41V42H71ZM253 43H252V42ZM262 41V40H261ZM85 42V43H84ZM103 42V43H104ZM117 42V44H115ZM191 42V43H190ZM229 42H231V43H229ZM249 42V43H248ZM50 43V44H49ZM63 43V44H64ZM102 43V44H103ZM128 43V45L127 44H125L124 43V45H126L124 48H127V46H130V48H131V46H132V43H130V42H127ZM213 43V42H212ZM233 43V44H232ZM262 43V42H261ZM260 41L257 43V45L259 44V47H260ZM17 44V43H16ZM54 44H55V46H54ZM68 44V45H69ZM80 44V45H79ZM84 44V45H83ZM129 44H131V45H129ZM188 44V45H189ZM210 44V45H209ZM224 44H227L228 46H229V48H227V49H225V46H227V45H224ZM237 44L239 45V46H237ZM247 44V45H246ZM252 44V45H251ZM262 44H264V41H263V43ZM8 45V44H7ZM5 46V49H6V47L8 48V46L10 47V48H8V49H11L12 48V46H10V44L8 45V46ZM18 45H20L21 46V43H19L18 42ZM34 45V44H33ZM35 45H38V44H35ZM71 45V46H72ZM79 45V46H78ZM85 45L86 46H88V47H85ZM96 45V46H95ZM193 45V44H192ZM198 45V46H197ZM208 45V47H210L209 48V50L211 49V47H212V50H210V51H212V52H210L207 48H206V46ZM221 45H224V47L222 46V49L220 48L221 47ZM231 45V46H230ZM243 45H244V47H243ZM249 45H251L252 46V48H254V50H255V53L253 52V49H248V48H251ZM19 46V47H20ZM70 46V47H71ZM103 46H105L106 47V50L105 49H103L102 47ZM109 46V47H108ZM193 46V48H195ZM249 46V47H248ZM63 47V48H62ZM81 48V50H80V48ZM99 47V48H98ZM187 47V46H186ZM198 47V48H197ZM235 48V50H234V48ZM237 47V48H236ZM255 47H256V49H255ZM50 48V49H51ZM62 48V49H61ZM78 48V49H77ZM89 48V50H87ZM112 48H111V53H114V52H112V51H114V50H112ZM123 48V50L125 51V49ZM200 48H201V50H200ZM202 48H203V50H202ZM218 48V52H219V54H222L221 56L220 55H217L218 54V52H214V49H217ZM244 48H247L248 49V51H249V55H250V57H252L253 56V58L251 59L250 57V59L249 58H247L246 60H245V57L247 56V54H248V52L247 51H244V50H246V49H244ZM7 49V50H8ZM40 49H42V50H40ZM115 49V48H114ZM199 49V50H198ZM230 49H233V52L232 53H230V54H227L228 52H231L230 51ZM257 49L260 51V53H261V56H258V54H256L257 52H259V51H257ZM74 52H73V51ZM87 50V51H86ZM94 50V51H95ZM98 50H96V51H98ZM137 50V51H136ZM205 50H208L210 53H211V55H210V53L208 52L207 54H209L210 56H209V58L211 57V59H212V61H214L215 63L217 62L215 59H213V57L216 55L217 57L219 56V59L221 58L222 60H223V58H225L224 60H226V62H228V64L226 63L224 66L225 67H223V64L224 63H221L220 61V65H219V63H217L218 64V68L219 69H221L222 70V68H227L226 70H225V72H227L226 74H225V72H224V70H223V72H222V74H221V72H219V69H218V72L217 73H214V74H216V75H214V74H208L207 72H206V69L208 68H204V70H203V68H201V66H203V67H205L203 64H206V66H208V64H209V60H211V59H209L208 60V58L207 57H205V54H202V53H205L206 51ZM251 50V51H250ZM9 51V50H8ZM8 51L6 52V50L5 51H3V49H1L0 50V57L2 58V59H0V64H4V62H5V60L4 59H6L7 58V62L6 63H8V64H13L14 63V61H15V63H16V61L17 62H19L18 60H16L17 58H12V56L10 57V55H8ZM38 51V52H37ZM43 51V52H42ZM67 51V52H66ZM70 51V52H69ZM93 51V52H94ZM95 51V52H96ZM106 51V52H107ZM127 51V50H126ZM194 51V50H193ZM194 51V52H195ZM200 51V52H199ZM202 51V52H201ZM204 51V52H203ZM215 51H217V50H215ZM223 52L224 51V53H221V52ZM226 51H227V53H226ZM2 52H3V54H2ZM5 52V53H4ZM72 52V53H71ZM84 52V53H83ZM108 52L106 53L107 55H108ZM236 52V53H235ZM243 52L244 53H247V54H245L244 56H243ZM253 52V53H252ZM7 53V54H6ZM39 53V54H38ZM42 53V54H41ZM50 53V52H49ZM52 53H50V54H52ZM80 53H81V55H80ZM86 53H87V55H86ZM110 53V54H111ZM135 53V54H134ZM202 54V56L201 55H199L198 56V54ZM217 53V54H216ZM260 53H259V55H260ZM50 54H48L49 56L48 57H50ZM89 54H90V52H89ZM137 54V55H136ZM214 54V55H213ZM226 56H225V55ZM251 54H252V56H251ZM257 56H256V55ZM4 55V56H3ZM86 55V56H85ZM91 55V54H90ZM94 56H95V54H93ZM93 55H91L92 57H94ZM130 55L132 56V57H130ZM144 55H147L148 57L150 56L151 58H149L150 60H148V61H146L145 62V60H147L148 58H147V56L145 57ZM155 55H156V57H155ZM230 55V56H229ZM236 55V56H235ZM248 55V56H249ZM263 55V56H262ZM102 56V57H101ZM136 57V60L135 61H132V58H133V60L135 59V57ZM183 56V55H182ZM182 56L180 55V57L182 58ZM201 56V57H200ZM255 56V57H254ZM105 57V58H104ZM239 57H241V58H239ZM144 58H146L145 60H144ZM153 58V59H152ZM199 58H200V61H199ZM203 58H205V61H203L204 59ZM207 58V59H206ZM229 60H228V59ZM231 58V59H230ZM256 58V59H255ZM39 59V60H38ZM59 59V60H58ZM67 59V60H66ZM70 59V60H69ZM203 59V60H202ZM232 59H235V60H233V61H230V60H232ZM239 59V60H238ZM242 59H243V61H244V63H242L241 61H242ZM258 59V60H257ZM261 59V60H260ZM12 61V62H10V61ZM25 60V59H24ZM35 60V61H36ZM42 60H44V62H46L47 63V65L42 61ZM50 60V61H49ZM129 60V59H128ZM228 60V61H227ZM241 60V61H240ZM248 60V62H246ZM4 61V62H3ZM60 61V62H59ZM72 61V62H71ZM82 61V62H81ZM91 61V62H90ZM105 61V62H104ZM200 63H203V64H200ZM207 61H208V63H207ZM238 61H240V63L238 62ZM42 62V63H41ZM52 62V64H49V63H51ZM86 62V63H85ZM143 62H145L144 63V66H146V65H148L147 66V68L146 67H144L143 66ZM148 62H150L149 64H148ZM225 62V61H224ZM249 62H252V64H253V66H254V68H253V70L252 69H250L251 67H253L252 65H251V63H249ZM255 63V65H254V63ZM20 63V62H19ZM21 63L23 64L24 63V61L23 60H21ZM26 63H28L27 62V60H26ZM26 63H24L25 64V66H26ZM55 63V64H54ZM79 63V64H78ZM91 63H92V65H91ZM128 63H129V61H128ZM130 63V65H133V64H131ZM147 63V64H146ZM154 63H152V64H154ZM233 63V64H232ZM236 63V64H235ZM16 64H18V63H16ZM54 64V65H53ZM83 64H86V65H83ZM88 64H90V65H88ZM142 64V65H141ZM154 64V65H155ZM200 64V65H199ZM231 64V65H230ZM244 64V65H243ZM251 66H249V65ZM76 65V66H75ZM78 65V66H77ZM85 66V68H88L89 66L91 67H89V70H95V71H91L92 72V75L91 76H86V74H84L83 76L85 77V79H84V77L83 78H81L82 77V74H83V72L84 71H82L81 69L83 68V66ZM88 65V66H87ZM129 65V64H128ZM153 65V66H154ZM221 65H222V68H221ZM17 66V65H16ZM22 67H23V65H21ZM21 66L19 65V67H20V69H22L21 71H23V69H25V67H23V68H21ZM34 66H32V69H31V72L32 71H34ZM38 66V67H37ZM87 66V67H86ZM97 66V67H96ZM127 66V65H126ZM134 66L132 67L131 66V68H134ZM150 66L152 67V69H150ZM220 66V67H219ZM248 66V67H247ZM14 67H15V64H14ZM42 67V68H41ZM75 67V68H74ZM81 67V68H80ZM128 67V66H127ZM149 67V68H148ZM160 67V68H159ZM232 68L233 67V69H229V68ZM234 67H236L237 69H235ZM239 67L240 68H242V70H244L243 68H245V70L244 71H246L247 73H244L243 74V72H241V74H240V71L238 72V70H240L239 69ZM250 67V68H249ZM26 68H27V66H26ZM29 68V67H28ZM27 68V69H28ZM73 68V69H72ZM76 68H78V69H76ZM194 68H195V70H194ZM249 68V69H248ZM258 69V70H254V69ZM42 69H43V71H42ZM45 69H46V72H45ZM103 69H105V70H103ZM118 69V70H117ZM119 69H121V70H119ZM123 69V70H122ZM128 70L130 69V68H127ZM126 69V70H127ZM156 69H158V70H156ZM202 69V70H201ZM54 70V71H53ZM82 71V73H80V71ZM83 70H85L84 68H83ZM100 70V72H97V71H99ZM109 70H111V71H114V73L113 72H111V73H113V75L111 74V73H109L108 71ZM116 70H117V72H116ZM139 70V71H140ZM151 70V71H150ZM232 72H231V71ZM241 70V71H242ZM247 70H249V72L247 71ZM254 71V74L256 75V72L255 71H259L258 73L259 74H262L261 76L263 77V79H261V76H260V78L259 79H254V78H256V77H259L258 75L257 76H255L254 74H253V72L252 71ZM35 71L33 72V73H35ZM38 71H36V72H38ZM48 71V72H47ZM58 71H59V73H58ZM79 71V72H78ZM160 71V72H159ZM231 73H230V72ZM235 71H236V74L235 75H233V73H235ZM78 72V73H77ZM86 72H88V71H86ZM102 72V73H101ZM126 72V76H125V73ZM131 72V73H130ZM141 72H142V70H141ZM149 72H150V75H149ZM159 72V73H158ZM195 72H198V74L197 73H195ZM41 73V74H40ZM94 73V74H93ZM99 75H101V76H99ZM101 73V74H100ZM119 74V77H117L116 76V74ZM138 73V74H137ZM148 73V74H147ZM165 73V72H164ZM237 73L238 74H240V75H238V76H236L237 75ZM252 73V74H251ZM3 74H5V73H3ZM20 74H21V72H20ZM70 74H71V76H70ZM89 74H90V71H89ZM115 74V75H114ZM124 74V76H122V75ZM220 74V75H219ZM228 74H229V76H228ZM246 74H248V77H247V75ZM23 75V74H22ZM134 75V74H133ZM194 75V76H193ZM219 75V76H218ZM249 75H254V76H250V78L251 79H249ZM63 76V77H62ZM98 77V79H97V77ZM105 76H106V78H105ZM114 76H116V77H114ZM129 76L131 77V78H129ZM225 77V78H232L231 79V82L233 81V80H235L236 81V84H235V81H233V83L232 84H230V83H227V81L226 82H224L225 80H222L223 78H221V77ZM227 76V77H226ZM231 76V77H230ZM40 77H38L39 78V80L41 81V79H40ZM92 77H94V78H92ZM157 77V78H156ZM161 77V78H160ZM241 77V78H240ZM53 78V79H52ZM63 78V79H62ZM89 78H92V79H89ZM96 78V79H95ZM109 78V79H108ZM111 78V79H110ZM119 78H120V80H119ZM205 78V79H204ZM215 78H218V79H215ZM219 78H220V80H221V82L223 81V86L221 85V82L220 81H218L219 80ZM238 78V79H237ZM14 79V78H13ZM69 79V80H68ZM95 79V80H94ZM113 79H115V80H113ZM130 79H131V81L133 80V82H131L130 81ZM241 79V80H240ZM248 79V80H247ZM261 79V80H260ZM16 79H14V81H15ZM96 80H98V81H96ZM106 80V81H105ZM123 80V82H121ZM136 82H135V81ZM147 80H148V83H147ZM209 80L210 81H216V83L214 82V83H210L209 82ZM227 80H229V79H227ZM238 80V81H237ZM253 80V81H252ZM257 80H260V81H258L260 84H261V88L262 89H257V86L254 84ZM140 81H142L141 83H146V84H148V86L150 87V88H145V85L144 84H139V85H141L140 87L138 86V84L137 83H140ZM189 81H190V79H189ZM196 81H197V83H196ZM217 81L218 82H220V84L218 83V86H216L217 88L218 87H222L221 89H220V91H217L216 89H215V84L217 85ZM239 81H240V83H241V85H243L244 87H246L247 89L249 88V90H247L246 88L244 89L245 90V93H246V91H247V95L248 94H252V95H246L245 93H244V90H243V92H242V89L241 88H243L242 86L241 87H238L239 86ZM242 81V82H241ZM12 82H13V80H12ZM42 82H40V83H42ZM121 82V83H120ZM149 82H151V84L149 83ZM153 82V83H152ZM237 82H238V85H237ZM253 82V83H252ZM3 82H1V85H3L2 84ZM17 83V80H16V82H14L13 84H16ZM53 83V84H52ZM65 83V84H64ZM86 84V85H83V84ZM155 83V84H154ZM209 83H210V85H211V87H213V88H210V86H209ZM245 83V84H244ZM259 83H256V84H259ZM94 84V85H93ZM98 84V85H97ZM134 84V85H133ZM151 86H150V85ZM204 84V85H203ZM226 84H230L229 86L231 87L232 85L234 86V87H236V85H237V87L235 88V89H237L238 88V91H237V97L236 96H234L236 93L235 92H232V91H234V87L232 86V89H231V91H230V89L228 88V85H227V92L229 93L230 92V94L227 96V97H229V98H231L232 96V102L233 101H238V102H236L238 105H236V103L235 102H233V103H235L234 104V106H239V107H242V108H237V107H234L233 105H231L232 104V102H231V100H229V99H227L228 100V102L227 101H224L225 102V104L223 103V100H226V98L225 99H222V98H224V97H226V95H224V97L222 96V94L224 93V90L226 89ZM7 85V84H6ZM6 85L4 84V86H3V88L4 87H6ZM25 85V84H24ZM53 85V86H52ZM55 85V86H54ZM82 86V87H80V86ZM154 85V86H153ZM155 85H158L157 87H155ZM203 85V86H202ZM206 85H208L209 86V88L206 86ZM256 86V89H254L253 87H255ZM26 86V85H25ZM85 86H87V87H85ZM94 86V87H93ZM143 86V87H142ZM153 86V87H152ZM177 86V87H176ZM198 87V90L195 88V87ZM8 87V86H7ZM6 87V88H7ZM27 87V86H26ZM29 87V90H30V93L32 92L31 91V89H30V86H28ZM58 87V88H57ZM153 89H152V88ZM155 87V88H154ZM181 88V89H179L178 90V88ZM204 87V88H203ZM206 87V88H205ZM46 88H44V89H46ZM61 90H60V89ZM144 88V89H143ZM195 88V89H194ZM208 88V89H207ZM225 88V89H224ZM258 88H260V87H258ZM28 89V88H27ZM33 89V88H32ZM46 89V90H47ZM136 90V92H135V90ZM139 89V90H138ZM142 89V90H141ZM205 89V90H204ZM218 89V90H219ZM240 89H241V91H240ZM252 91H251V90ZM17 90V91H16ZM64 90V91H63ZM81 90V91H80ZM141 90V91H140ZM153 90H154V93H153ZM181 90V91H180ZM200 90V92H203V94L201 95L202 96V98H201V100L203 99V100H205V104H203L204 102H203V100H202V102H197V101H199L198 99L199 98H197V95H195V93H198V91ZM257 90V91H256ZM259 90V91H258ZM262 90V91H261ZM9 91V90H8ZM20 91V92H19ZM22 91V92H21ZM26 91V90H25ZM24 91V92H25ZM88 91V92H87ZM108 91V92H107ZM111 91V92H110ZM140 91V92H139ZM147 91H149V94L152 96L153 95V97H150L149 95H147V93H144V92H147ZM152 93H151V92ZM159 91V92H158ZM208 91V93L210 92V95L209 96H211L212 97V95H214L213 94V92L216 94L215 96H213V97H218V98H220V100H219V102L220 103H222L221 105H218V104H220L218 101H217V99L216 98H209L208 99V97H207V95H206V93L205 92H207ZM226 91V90H225ZM240 91V92H239ZM61 92H63V93H61ZM66 92V93H65ZM80 92H82V93H80ZM91 92V93H90ZM112 92H114V94L112 93ZM121 92V93H120ZM163 92H164V94H163ZM187 92V93H186ZM235 93V94H233L232 95V93ZM238 92H239V94H238ZM258 92H262V94L261 93H259L258 94ZM29 93V94H30ZM53 93V94H52ZM64 93L66 94V95H64ZM78 93V94H77ZM142 93V94H141ZM158 93V94H157ZM242 93H243V95L244 96H246L245 98H246V100H245V98H244V96H242ZM257 94V96L258 95H261V97L260 96H253V94ZM13 94V95H12ZM70 94V95H69ZM77 94V95H76ZM82 94V95H81ZM146 94V95H145ZM185 94V95H184ZM225 94H227L226 92H225ZM241 94V95H240ZM31 96H32V93L30 94ZM61 95H63V96H61ZM72 95H73V97H72ZM76 95V96H75ZM86 95H88V96H86ZM92 95V96H91ZM112 96V97H110V96ZM143 95H144V97H143ZM203 95L205 96L204 98H203ZM240 95V96H239ZM31 96H28V97H31ZM146 96V97H145ZM231 96V97H230ZM242 96V97H241ZM252 96V97H251ZM7 97V96H6ZM10 97V98H11ZM35 97V96H34ZM53 97H54V99H53ZM81 97V98H80ZM148 97H150V98H152V100H153V102H156V104L154 103V104H152L151 103V101L152 100H150V99H148ZM207 97V98H206ZM241 97V98H240ZM255 97V98H254ZM78 98V99H77ZM83 98V100L81 101V99ZM90 98V99H89ZM106 100H105V99ZM125 99V101H124V99ZM132 98H134L135 99V104H133V101H134V99H133V101H132ZM195 98H197L195 101H194V99ZM206 98V99H205ZM235 98H236V100H235ZM237 98H240V100L242 99V100H244L245 102H243L242 100L241 101H239V99H237ZM18 100V102H16L17 100ZM80 99V101H78ZM87 99V100H86ZM150 100V103L151 104H149L148 103V100ZM189 99H190V101H189ZM222 99V100H221ZM11 100H12V98H11ZM44 100V101H45ZM50 100H51V102H50ZM60 100V101H59ZM68 100V101H67ZM70 100V101H69ZM74 100V101H73ZM92 100V101H91ZM129 100H130V102H129ZM214 100H216L215 102H217V103H215L214 102ZM186 101V102H185ZM194 101V102H193ZM210 102V103H209ZM213 102L215 103L214 105H213ZM227 102V103H226ZM246 102H248V103H246ZM254 102H255V100H254ZM253 102V103H254ZM15 103H16V106H15ZM50 103H51V105H50ZM80 103V104H79ZM90 105H89V104ZM95 103H96V105H95ZM99 103V104H98ZM130 103V104H129ZM147 103V104H146ZM207 103H209V104H207ZM230 103V104H229ZM242 103V104H241ZM246 103V104H245ZM250 103V104H249ZM19 104V105H18ZM53 104V105H52ZM120 104H121V107L123 106V108L121 109V107H120ZM127 104L129 105V107L131 108V107H133V108H129V107H127ZM206 104L209 106V107H211L212 108V110L214 109V112H215V115H213V113L212 112H210V110H211V108H210V110H208V112L210 113H207V114H209L208 116H206V113L204 112V111H206L207 112V109H206V107H208V106H206ZM249 104V105H248ZM8 104H6V105H4V108L5 109H7L6 108V106H7ZM18 105V106H17ZM38 105V106H39ZM74 105V106H73ZM99 105V106H98ZM132 105H134V106H132ZM137 105V106H136ZM149 105V106H148ZM156 105V106H155ZM215 105H217V106H215ZM223 105H224V107H223ZM245 105L247 106V108L245 107ZM9 106V105H8ZM45 106V107H46ZM61 106V107H60ZM69 106V107H68ZM79 106V107H78ZM101 106V107H100ZM103 106H104V108H103ZM9 107V108H10ZM24 107V106H23ZM35 107V108H36ZM125 107H127L126 109H125ZM135 107V108H134ZM158 107V108H157ZM180 107V108H179ZM181 107H183V108H185V111H183V113H182V109L183 108H181ZM225 107H228L229 109H230V107H231V109L230 110H228V108L226 109ZM233 107V108H232ZM4 108H3V110H4ZM8 108V109H9ZM11 108H13V107H11ZM22 108V107H21ZM64 108H65V110H64ZM82 108V109H81ZM89 108H90V110H92L91 112L93 113H91L90 111H89V113H87V111H84V110H89ZM128 108L132 111V112H130V115H128L129 114V111L130 110H128ZM203 108H201V109H203ZM217 108V109H216ZM224 108V111H226V113L224 112V115H226V116H228L229 114L230 115H232V116H230L229 115V117H230V119H228V118H226V116L224 117V116H221V115H223V114H220V110L222 111V109ZM14 109V108H13ZM23 109H26L25 107L23 108ZM22 109V110H23ZM37 109H38V107H37ZM37 109L35 110L36 112H38L37 111ZM48 109V110H47ZM58 109H60V110H58ZM96 109H97V111H96ZM108 109V110H107ZM157 109H159V110H157ZM209 109V108H208ZM216 109V110H215ZM220 109V110H219ZM242 109V110H241ZM252 109V110H251ZM49 110H51V111H49ZM58 110V111H57ZM67 110V111H66ZM73 110V111H72ZM104 110V111H103ZM113 110V111H112ZM120 110V111H119ZM122 110H124V111H122ZM211 110V111H212ZM219 110V111H218ZM232 110H234V111H232ZM6 111V110H5ZM11 111H12V109H11ZM53 111H54V114H56L55 116H59V118L58 117H55L53 114H50V113H53ZM61 111V113H59ZM84 111V112H83ZM99 111V112H98ZM126 111H127V115H124V114H126ZM133 111H134V113H133ZM157 111V112H156ZM198 111L200 112H202V113H204V114H202V113H198ZM229 111V114L227 113ZM230 111L232 112V113H230ZM246 111V110H245ZM95 112V113H94ZM97 112V113H96ZM104 112V113H103ZM184 112H185V115H184ZM223 112V111H222ZM25 114L24 116H22L23 114ZM59 113V114H58ZM72 113H73V116H71L72 115ZM85 113V114H84ZM106 113V114H105ZM114 113V114H113ZM122 113H123V115H122ZM137 113V114H136ZM156 113V114H155ZM171 113H173V114H171ZM176 113H178V115H176ZM180 113H182L183 115H181ZM235 113H234V116H235ZM20 114H22V115H20ZM65 116H64V115ZM70 116H69V115ZM135 115V117L132 119L131 118V120H130V117H132V115ZM180 114V115H179ZM30 115V116H29ZM45 115V116H44ZM91 115V116H90ZM105 115V116H104ZM133 115V116H134ZM177 117H176V116ZM186 115H188L189 117H187V119H186V121H185V118H186ZM203 115H204V117H203ZM213 115V116H212ZM241 115V114H240ZM249 115V114H248ZM248 115H246V116H248ZM33 116V117H32ZM77 116V117H76ZM93 116V117H92ZM157 116V117H156ZM163 116H165V118L167 119H165V118H163ZM192 118H191V117ZM211 117L212 116V118H207V117ZM245 116V115H244ZM245 116V117H246ZM251 116V114L249 115V117ZM29 117H31V118H29ZM147 117V118H146ZM161 117V118H160ZM205 117H206V119H205ZM216 117V118H215ZM223 117V118H222ZM64 118V119H63ZM101 118V119H100ZM127 118V119H126ZM149 118V119H148ZM191 118V119H190ZM57 119H61L60 121L61 122H58L57 121ZM79 119V120H78ZM107 119V121H105ZM121 119V120H120ZM146 119H148L149 121H146ZM161 120V121H158V120ZM165 119V120H164ZM189 119V120H188ZM193 119V120H192ZM209 119V120H208ZM42 120V119H41ZM109 120V121H108ZM113 120V121H112ZM137 120V119H136ZM143 120V121H142ZM164 120V121H163ZM187 120H188V122H187ZM211 120V121H210ZM24 121V122H25ZM57 121V122H56ZM115 121V122H114ZM116 121H118V123L116 122ZM119 121H121V122H119ZM128 122V125H127V122ZM158 121V122H157ZM163 121V122H162ZM177 121V120H176ZM63 122V123H62ZM103 122V123H102ZM110 122V123H109ZM126 122V123H125ZM143 122V123H142ZM145 122V123H144ZM155 122H156V124H155ZM178 121L176 122L177 124L179 123ZM187 122V123H186ZM191 124H190V123ZM217 122H216V124H217ZM232 122V121H231ZM34 123H36V125L34 126L33 124ZM62 123V124H61ZM131 123H133L132 125H133V127H134V130H137V133H136V131H135V133H134V135L135 136H137V140L138 141H135L134 139V141H132L131 139V133L129 132V131H131V130H127L128 128H130V129H133V127L131 126ZM182 123H179L178 125H180V124H182ZM229 123H230V121H229ZM71 124V125H70ZM90 124V125H89ZM95 124V125H94ZM106 124V125H105ZM119 124H121V126H119ZM126 124V125H125ZM147 124H149V125H151L150 127L147 125ZM189 124H190V126H191V130L190 129H188V127L190 128V126H189ZM231 124V123H230ZM20 125V126H19ZM25 125V126H24ZM27 125V126H26ZM146 125V126H145ZM156 125H158L157 126V128H156ZM14 126L12 127V128H14ZM32 126V127H31ZM34 126V127H33ZM57 126H58V128H57ZM60 126V127H59ZM127 126H128V128H127ZM182 126V125H181ZM188 126V127H187ZM214 126H215V123L213 124V128H214ZM218 126V124L215 126V128ZM19 127H20V129H21V132L20 131H18L19 130ZM28 127H30V128H28ZM36 127H37V129H36ZM52 127V128H51ZM54 127H55V129H54ZM71 127V128H70ZM91 127H92V129H91ZM94 127V128H93ZM97 127V128H96ZM126 127V128H125ZM145 127H148L147 129L145 128ZM152 127V128H151ZM42 130H41V129ZM68 128H69V130H68ZM117 128V129H116ZM122 128V129H121ZM159 128V129H158ZM187 128V129H186ZM30 131H29V130ZM77 129H78V132H74L75 130L77 131ZM85 129V130H84ZM94 129V130H93ZM104 129V130H103ZM66 130V131H65ZM123 130H124V132H123ZM155 130H158L159 132L161 131V133H157L158 134V139H157V137H155L154 135H156L157 136V134H156V131ZM176 130H177V133H176ZM190 130V131H189ZM26 131V132H25ZM41 131H43L42 133H43V135L41 136ZM51 131H53V133L51 132ZM96 131V132H95ZM99 131L100 132H102V135L103 136H105V134H104V131H106L105 133H108L107 131H110L108 134L110 135V137H109V141L108 142H106V144H104L103 145V139H102V135H98V136H100L101 137V141H98V139H100L95 133H99ZM126 131V132H125ZM180 131H183V132H180ZM206 131V130H205ZM203 132V131H199V132H197L196 134L198 135V136H203L202 134L204 133V136L206 137L204 140V142H202L200 145H202V146H200L201 147V149H203V148H206L207 147V145L209 144V142H211L210 143V145H212L211 146V148H210V150H212V151H214V150H219V147L217 146V144L219 145L220 143H222L223 142V144L225 145L224 147L222 146V148H221V146H220V150L222 151V152H224L225 150H226V148L229 146V144H228V142H225V140H222V138H220V140H218L219 142L217 143L216 142V138L214 137L215 136V133L213 132V131H208V132ZM28 133V134H26L25 135V133ZM31 132V133H30ZM51 132V133H50ZM70 132V133H69ZM92 132V133H91ZM112 132H115V133H113V135H111L112 134ZM128 132V133H127ZM203 132V133H202ZM211 132V133H210ZM12 133V132H11ZM23 135V137L25 138V139H23L22 140V138H20V137H22V135ZM146 133H148L149 135H146ZM187 133V134H188ZM198 133H200V134H198ZM202 133V134H201ZM13 134V135H14ZM62 134H64L65 136H67V138L64 136V135H62ZM68 134V135H67ZM186 134V137H185V140H187V139H190L191 141L193 140L191 137H188L189 135H187ZM16 135V134H15ZM21 135V136H20ZM48 135H46V136H48ZM55 135L57 136V137H55ZM59 135V136H58ZM71 135V136H70ZM74 135V136H73ZM115 135H117V136H115ZM134 135H132L133 136V138H135L134 137ZM140 135V134H139ZM142 135H140V137H142L143 138V136ZM152 135V136H151ZM178 135V136H179ZM184 135V134H183ZM208 135H213V136H210L209 137V139H208V142L206 141L207 140V136ZM69 136V137H68ZM75 136H77V137H75ZM124 136V137H123ZM149 136V137H148ZM154 136V138H151V137H153ZM182 136V135H181ZM203 136V137H204ZM53 137H55V138H53ZM80 137V138H79ZM113 137V139H114V141L115 142H113L112 143V141H113V139H111L110 140V138H112ZM117 137V138H116ZM121 137V138H120ZM127 137H130V138H127ZM147 137H148V139H147ZM211 137H212V139H211ZM26 138L28 139V141L26 140ZM29 138H31V139H29ZM56 138H58V139H56ZM71 138V139H70ZM86 138V139H85ZM104 138V137H103ZM126 138V139H125ZM64 141H63V140ZM73 139V140H72ZM122 139V140H121ZM123 139H124V142H127L128 141V139H129V141H131V142H129L128 141V144L130 143V146L128 147L125 143H123V146H122V143L121 142H123ZM211 139V140H210ZM30 140V141H29ZM58 140V141H57ZM80 140H82V141H80ZM120 140H121V142H120ZM159 140V141H158ZM190 140H188V141H190ZM222 140V141H221ZM27 141V142H26ZM69 141V142H68ZM90 141V142H89ZM150 141H147L148 143L150 142ZM190 141V142H191ZM215 141V142H214ZM221 141V142H220ZM58 142V143H57ZM63 142V143H62ZM89 142V143H88ZM134 142V143H133ZM206 142V143H205ZM226 144H225V143ZM18 143V144H17ZM31 143V144H32ZM66 143V144H65ZM73 143V144H72ZM204 143H205V145H204ZM208 143V144H207ZM217 143V144H216ZM64 144V145H63ZM97 144V145H96ZM101 144H102V146H101ZM125 144V145H124ZM150 144V143H149ZM167 144H171V142H167ZM28 145V146H29ZM60 145V144H59ZM98 145H100L99 147H98ZM108 145H110V147L108 146ZM137 145V146H136ZM141 144H139V146H140ZM152 145H154L155 146V144H152ZM151 144H150V147H153V150H158L159 148H156L155 147V149H154V146H152ZM192 145H193V143H192ZM76 146V147H75ZM133 146V147H132ZM169 146V145H168ZM51 147V146H50ZM49 147V149H51ZM53 147V146H52ZM93 147V148H92ZM106 147V148H105ZM129 148V150L130 151H128V149H126V148ZM215 147H217V149L215 148ZM20 148L18 147V149L20 150ZM30 148V147H29ZM29 148H27L28 150H29ZM79 148V149H78ZM123 148H124V150H123ZM140 148V147H139ZM26 149V150H27ZM48 149V148H47ZM48 149V150H49ZM52 149H54V148H52ZM63 149H65L66 151H64V153L65 152H70L69 151V149H67V148H65V146L63 147ZM135 149L137 150V152H135ZM27 150V151H28ZM68 150V151H67ZM74 150H75V153H74ZM77 150H78V152H77ZM84 150V151H83ZM109 150V151H108ZM116 150H117V152H118V154L117 155H120L119 157L117 156V155H113V154H116L117 152H116ZM131 150H132V152H131ZM205 150V149H204ZM30 151V152H29ZM28 151V154H29V156H30V154H31V156H34V155H36L35 153H33L34 151H31V149ZM53 151V150H52ZM102 151V152H101ZM112 151V152H111ZM115 151V153H113ZM126 151H128V153L126 152ZM134 151V152H133ZM227 151V150H226ZM24 152H23V154H24ZM107 152H110V154H108ZM132 153L131 155H132V157L131 158H129V154L130 153ZM139 152V153H138ZM142 152V153H141ZM78 153H80V154H78ZM89 153V154H88ZM103 153V154H102ZM105 153H107V154H105ZM135 153V154H134ZM137 153V154H136ZM228 153V151L227 152H224V154L226 155ZM27 154V155H28ZM34 154V155H33ZM77 154V155H76ZM84 154H86V155H84ZM135 156H134V155ZM210 154V153H209ZM82 155V156H81ZM112 156V157H110V156ZM130 155V156H131ZM159 155H161V153L159 154ZM234 156H236V153H234L233 154ZM69 156L71 157V155H70V153H69ZM86 156V157H85ZM113 156H114V158H113ZM116 156H117V158H116ZM127 156H128V158H127ZM134 156V157H133ZM137 156V157H136ZM213 154H210L209 155V157H210V159H211V157L213 158ZM75 157H77V160L76 161H78V159H79V161L78 162H75ZM81 157V158H80ZM153 158V159H156L157 158V162L154 160L153 161V159H150V158ZM29 158H31L32 159V157H29ZM29 158H27L28 160H31V159H29ZM113 158V159H112ZM116 158V159H115ZM134 158H136L135 160H134ZM168 158V159H169ZM71 159V158H70ZM81 159H82V161H81ZM119 159V160H118ZM121 159H122V161H121ZM130 160V159H132L133 161H135V162H132V160H131V162H132V164L135 166V168L133 167V165H129V163L131 164V162H128V160ZM142 159V160H141ZM162 159V160H161ZM222 159V158H221ZM72 160V159H71ZM116 162V163H112V162H114V161ZM152 160V161H151ZM158 160H161L160 162L158 161ZM173 162H172V161ZM84 161V163H82ZM118 161V162H117ZM125 161V162H124ZM142 161V162H141ZM149 163H148V162ZM150 161H151V164H150ZM43 162H45L44 160H42V163ZM139 162V163H138ZM170 162V163H169ZM74 163H73V165H74ZM77 163H79V164H77ZM125 163L127 164V165H125ZM45 164H47L46 162H45ZM81 164V165H80ZM94 164V165H93ZM138 164V165H137ZM140 164L142 165V164H144L145 166H141V168H139L138 167V169H137V166H140ZM148 164H150V165H148ZM170 164V165H169ZM49 165V164H48ZM48 165H43V167L44 168H46V167H48ZM77 165V166H76ZM93 167H92V166ZM128 165L130 166V167H133V169L130 171V169H127L128 168ZM52 166V165H51ZM85 166V167H84ZM146 166H149V167H146ZM163 167L162 169H163V171H164V169L166 170V168L167 167ZM171 166V167H170ZM36 167V166H35ZM35 167H33V169L35 168ZM38 167V166H37ZM57 168L58 170L60 169V167H56V166H52L51 168H53V169H55V168ZM94 167H95V171H97V172H95L94 171ZM144 167H146L143 171H141V172H139L141 169H143ZM170 167V168H169ZM89 168H91V169H89ZM96 168H98V169H96ZM101 168H106L107 170L106 171H104L105 169H101ZM39 169V174L41 175V177L42 178H45V177H48L49 178V176H50V178L48 179V178H46V180H48V182H52V180H51V178H52V176L51 175H42L41 173H40V168H38ZM129 170V172L127 171V170ZM140 169V170H139ZM167 169V170H168ZM34 170H36V169H34ZM61 170V169H60ZM102 170V171H101ZM89 171V172H88ZM134 171H136V172H133ZM93 172L95 173V174H93ZM106 172V173H105ZM132 172V173H131ZM97 173V174H96ZM137 173V174H136ZM91 174V175H90ZM136 174V175H135ZM142 174V175H141ZM139 175V176H138ZM141 175V176H140ZM45 176V177H44ZM127 177V178H126ZM145 177H146V179H145ZM105 178V179H104ZM135 178H137V179H135ZM97 179H98V181H97ZM131 179H133V181L131 180ZM49 180H51V181H49ZM100 180H101V182H100ZM104 180H105V182H104ZM107 180V181H106ZM127 180V181H126ZM141 180V181H140ZM118 181V182H117ZM140 181V182H139ZM151 181L152 182H154L155 183V181L153 180V179H151ZM137 182V183H136ZM169 181H167V183L165 182V181H162L161 182V185L162 186H164L165 184V186H167V187H169L168 185H170V186H172L173 184H174V186H176L178 189H182V194H181V197L182 198H184V197H187L188 195H185V194H191V190H189L187 187H188V184H185V183H181L180 185H176L175 184V182H173L172 183V181L171 182H169ZM141 183V184H140ZM172 185H171V184ZM101 186L99 187V188H101ZM148 186V187H147ZM2 187V186H1ZM0 187V188H1ZM111 187V188H110ZM120 187H122V190H120ZM133 187V188H132ZM142 187V188H141ZM183 187V188H182ZM185 187V188H184ZM94 188V189H92V191H94L93 193H94V198H92L94 201L97 199L96 198V196H98V195H100V194H102V195H100L99 197H103V195H104V199L106 200V199H108V198H112V199H108V201L110 200V201H112L113 203L111 204V202H110V205H111V208L112 209H118V208H120V209H122V211H124L125 212V214H126V216L127 217H129V218H126L125 220H126V222L127 223H133L134 222V220L133 219H138V218H140V217H148V220L147 219H145V220H143V222L144 223H146V224H149L150 222H153L152 220H153V214L156 212L155 210H153L154 209V206L156 205V203H155V200L154 201H150V200H147L146 202L145 201H143V202H141L140 204H138V206H140L141 208L143 207H146V208H148V209H150L151 208V210L149 211V210H146V211H143V212H139V211H137L136 209H134L135 208V206L133 205V204H127V203H125L123 200H121V199H118V197H117V199L116 200H114V197L111 195L110 196V194H112V193H106V190L105 189H101V193L99 192L100 190H97V189H99V188ZM135 188V189H134ZM2 189V188H1ZM1 189H0V191H1ZM95 189H96V192L98 191L99 192V194H98V192H97V194H95ZM115 189V190H116ZM187 189V190H186ZM3 190V189H2ZM151 192H150V191ZM105 191V192H104ZM112 191V192H113ZM103 192H104V194H103ZM113 192V194H115ZM55 193V192H54ZM159 193V194H158ZM185 193V194H184ZM56 194V193H55ZM59 194V193H58ZM96 195V196H95ZM183 195V196H182ZM85 196V195H84ZM105 196H106V198H105ZM110 196V197H109ZM98 197V198H99ZM120 198V197H119ZM158 198H156V200L158 199ZM101 199V198H100ZM159 199H161V195H160V198ZM99 200V199H98ZM98 200H96L95 202H93V201H91V202H89L88 204L89 205H92V202L93 203H95L96 204V202L98 201ZM102 201H103V198L101 199ZM120 200V201H119ZM133 200V199H132ZM102 201L100 202V200L97 202V203H102ZM118 202V207H115V206H117V202ZM123 201V202H122ZM95 204H94V206H95ZM114 207H113V206ZM72 206H74V205H72ZM93 206V205H92ZM93 206V207H94ZM96 208H97V205L95 206ZM94 207V209L95 210H97L96 208ZM146 208H144V209H146ZM125 209V210H124ZM132 209H133V211H132ZM136 210V211H135ZM132 211V212H131ZM147 211H149V212H147ZM155 211V212H154ZM137 212V213H136ZM150 213V214H149ZM95 214V213H94ZM182 213H178V215L177 216H182L181 215ZM96 215V214H95ZM94 215V217L96 218V219H98V218H100V219H102V217H100L99 215H97V216H95ZM165 216H166V214H165ZM170 217V216H169ZM183 217V216H182ZM170 218H174V217H170ZM187 218H191V219H193L194 217L193 216H189V217H187ZM192 224H194V223H192ZM137 226V225H136ZM136 226H134V229L137 231L138 229H137V227ZM147 227L145 228V226H142L141 228H140V232H139V236L138 237H136V239H138V241H137V243L134 241V240H131V241H129L130 243H128L129 245H131L132 247L134 246V247H136L137 246V249L139 250L140 248H141V244L142 243H144L145 241H144V235H146V233H147ZM158 231H161V230H159L158 228L157 229H155V231H153L154 233H156V232H158ZM7 232V231H6ZM189 233H190V230L188 231ZM142 235V236H141ZM144 239H143V238ZM135 239V240H136ZM156 239H158V238H156V236H153L152 237V240L154 241V240H156ZM142 243H141V242ZM133 242V243H132ZM141 243V244H140ZM150 243V244H149ZM148 244L151 246L152 244V241L151 242H149ZM139 247V248H138ZM137 250V251H138ZM142 258L144 257V256H141Z\"/></svg>", "mask_w": 264, "mask_h": 264}]
</instances>
